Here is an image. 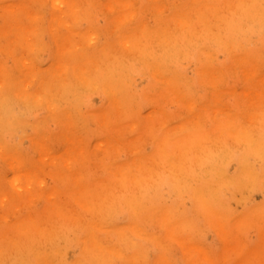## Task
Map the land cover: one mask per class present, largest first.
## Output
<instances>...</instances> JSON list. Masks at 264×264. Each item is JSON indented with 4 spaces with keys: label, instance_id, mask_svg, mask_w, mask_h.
Wrapping results in <instances>:
<instances>
[{
    "label": "rangeland",
    "instance_id": "1",
    "mask_svg": "<svg viewBox=\"0 0 264 264\" xmlns=\"http://www.w3.org/2000/svg\"><path fill=\"white\" fill-rule=\"evenodd\" d=\"M29 1L34 2V0H19V1L18 0H10V1L3 0V1H0V6H1L0 26H2L0 27V34L1 33L4 34V36L2 34H1L2 37L0 36L2 40L0 41V51H2V53L0 52V68H2L4 64V68H2V70L7 68L8 70L7 69L6 70L9 73L8 74L6 70L2 71L0 69V78L2 77L0 81L3 78L5 79V80H2L5 82V85H3L4 82L2 81L1 82L3 84L0 83L1 84L0 85V105L4 104L0 106L1 109H3L2 107L4 106V110H0V112L2 113V114L0 113V121L2 120L0 123V136H1L0 143L1 145L6 144L5 148H6V151L9 149V151L7 152L9 156L12 153V155L10 156L13 159L12 162L14 161L16 162L17 160V163H18L20 162V160H23V157L25 156L24 157L25 160H23L24 164L21 161L22 164L18 163L19 164L18 165L16 163L17 165H15L14 164L15 162H14L13 166L14 165L15 166L11 167L10 165L12 164V162L11 164L9 162L12 159L11 158L9 159L8 155L6 156L5 153H4L5 155L0 154V158H1L0 185L2 184L1 185L2 191L6 190L5 191L6 193L4 192L5 193L4 195H2L1 193L2 191L0 190V196H1L0 201H2L0 202V221H1L0 223V229H1L0 230V251H2L4 255L3 256L2 253L0 252L1 253L0 259L2 257L3 258L5 257L6 251H7L6 253L8 256V257L6 256L8 260L6 258H4L3 260L2 258L0 262L2 261L1 263L3 264L5 263V261L8 262L6 264H26L28 261H29V264H47V263L49 264L50 262H51L50 264H52L53 261H54V264H93V263L110 264L111 262L112 264H186V263L187 264H192V263L193 264L195 263L196 264H213L215 262H217V264L218 263L220 264V262L225 259L224 262H226V264H237V263L244 264L245 261H246L245 264H258L260 263V261L261 262L264 261L263 260V257H264V249H263L264 248V244H263L264 243V232H263L264 231V155L255 151V149L258 151L264 150V102H263L264 101V83L262 82L263 84H261V81H263V76H264V53H263L264 52V48H263L264 47V6H263L264 0H232V1L231 0H202V1L201 0H197V1L196 0L195 1L167 0L168 2L166 0H163V1L162 0H157V1L156 0H138V1L132 0L134 1L136 8L134 7V4L132 5L133 7L131 6L132 2H130L129 0L128 1L127 0H108V1L107 0H77V1L68 0L69 2L66 0H61V2L60 1L53 2L55 0L53 1L45 0L48 3H46L44 0L42 1L35 0L37 4H35L34 2L33 3L34 5L31 4L32 7L31 6L28 7L29 6L28 3H30ZM110 1L111 2L113 1L112 3L114 5L108 4V3H111ZM180 1H182V3ZM67 2L70 4L72 3V4L71 5L67 4ZM74 2L79 3V5L81 6L80 7L81 10L80 8H78L79 5L78 6L75 5ZM18 3H20L21 5ZM24 3L25 5L27 4V8L20 9L21 6L23 7L25 6ZM73 3L75 7H77L78 11L80 10L79 13L78 11H76L77 9H75L74 6H73L74 8L70 9ZM163 3H165V5L167 6L163 5ZM229 3H230L231 8L228 6ZM59 4H61L62 6H60ZM66 4L68 5L67 7H66ZM127 4H129V7ZM57 5L59 6L60 9H58ZM35 6L37 7L35 8ZM54 6L55 8L56 7L57 8L52 9V7ZM105 6L106 7L109 6L111 11L114 10L116 6L117 7L113 11L114 13L110 12L108 13V16H107L106 11H104L106 9ZM110 6H114V7H110ZM159 6L163 8H159ZM224 6L227 8H225ZM43 7H44V10H43ZM119 7H123V8L125 7V8L123 10V9H119ZM28 8H31V9H28ZM109 8H107L108 9L107 12L110 10ZM132 9H135V10L138 9L137 13H135L136 11L135 12L131 11ZM166 9L169 10V11L168 10L166 11L169 15L165 14L166 12L164 13ZM19 10L21 13L18 12ZM68 10H69V13H68ZM159 10L163 12V15L159 13ZM192 10H194V12ZM9 11L10 13H8ZM59 11L63 13L60 14ZM128 11H130V13ZM154 11L157 12V15L154 14L155 13ZM22 13L23 15H21ZM102 13L104 14L102 15ZM29 14L31 15V17L34 15L36 19L34 18L35 19L34 20L33 17L28 18V16H30ZM35 14L37 16L40 14L39 16H42V18L39 16L38 17L35 16ZM68 14H71L70 16L72 17H70ZM130 14H133V15L135 14L132 23H130V20H129L131 19ZM16 15L19 18L21 17V19H19L20 21L17 20L18 17H16ZM122 15L124 18L122 17ZM54 16H57V17H54ZM75 16L79 18L76 20ZM125 16L126 18L129 17V19L127 20ZM15 17H16L17 22L14 21ZM30 18L33 21L32 20L30 21ZM60 18H62L63 20ZM72 18H74L75 20H72ZM181 18L183 20L182 22H184L186 25L188 21L189 23L191 21L190 23L191 26L189 24L185 26V24L182 23V25H184L185 28L181 29L184 27L182 25L180 26L181 22L179 19ZM237 18L239 20H237ZM22 19H24L26 22L28 21L31 23H28L27 25H25L26 22H23ZM116 19L124 21L122 23L121 21L117 20L120 25L118 26L122 28L121 30L117 26L118 22L116 21ZM58 20L64 25L61 24ZM69 20H71V22ZM145 20L148 22H146ZM74 21H76V23ZM125 21H127L129 24L125 23ZM66 22H67V25L69 23L71 25L69 24L68 26L65 27ZM87 22L89 24H87ZM120 22L122 25L123 24L124 25L122 26ZM19 23H21L20 25L23 26L24 33L22 32V26H19ZM53 23H55V28L51 29L52 28L51 24L53 25ZM142 23L144 24V26ZM149 24L151 28L148 26ZM12 25L16 27L17 31L16 29L10 30V28H15L14 26L12 27ZM58 25L60 27L62 26V29H59L60 27ZM72 25L73 26L75 25L74 27V29L76 28L75 30L73 29ZM113 25H116V26H113ZM70 26H72L73 30L70 29L71 28ZM142 26L144 28H142ZM57 27L59 29L58 32H56ZM113 27H116V28H113ZM170 27H172V29H170ZM42 28L43 30H40ZM18 29H20L21 33L20 32L18 33ZM111 29H113L112 33H110L112 31ZM145 29L147 31H145ZM8 30H10V32ZM107 30L109 32H105ZM115 30L116 32H114ZM163 30H166L167 33H165V31ZM37 31L40 33L41 36L38 35L39 33ZM27 32L29 33V35H26L25 37L24 35L27 34ZM91 32L93 33L91 34ZM9 33L11 34L9 35ZM161 33L163 34L159 37ZM191 33L194 35V37H196L190 40V41H193L191 44H197V47L194 46V48H192V51H191L192 54L183 55L181 53L173 61V63L169 64L167 62H164V57L167 56V54H169L168 46L167 48L165 46V41H166L165 39L170 38L168 37L170 34H171L170 36H174L180 39L181 35L183 34L188 35ZM211 33H216V34L211 35ZM35 34L39 37H36ZM94 34L95 35L98 34L95 36V38H98L100 40L97 39L96 43L98 41L99 42L98 44H95V46L93 47V42H95L93 40H96L93 37ZM136 34L137 35L139 34V35L137 36ZM142 34H144L145 37H142L143 36ZM167 34L169 35L167 36ZM70 35H72L71 36L72 40L75 39L74 41L72 40L69 41L68 38L70 37ZM18 36L19 38L21 36L19 40H18ZM23 36L25 40L28 39L27 42L23 40L24 39ZM27 36H30V37L32 36V38H36L37 40L39 39V41H36L34 39L32 40V38L30 37L27 38ZM214 36H219L221 38L222 46H218L216 42H213L211 40V37H214ZM91 38L92 39L94 38V39L91 40ZM123 39L125 41L127 40L129 41V42L128 41L126 42L125 44L126 46H124L125 48H123V45H124ZM158 39H160V43ZM196 39H199L198 42H194L196 41ZM50 40H52L53 42ZM113 40H115L116 43ZM14 41L16 43H14ZM18 41H20V43ZM81 41L82 42L84 41L85 43L86 41L87 43L89 42L90 46L92 45V48L89 47V45L86 43L87 45L86 44L85 45L88 46L90 49L88 48L87 50L84 49L85 48L84 43H82L84 48L80 46ZM154 41H155V44H154ZM32 42L33 43L35 42L34 45H36V42H39L41 45H39V43L37 44L39 45V47L42 46L41 48L43 50L42 49L40 50L39 48L37 49L38 47L37 45L33 48H30L32 46H30L29 44H33ZM43 42L45 44L44 46L45 49L43 48V44H42ZM73 42L75 43L73 44ZM12 43L13 45H11ZM9 44L13 46V48L14 46H17L16 47L17 49L16 48L15 49L18 51L13 52L12 54L14 55L12 56H10L11 53L9 54L8 51L10 50V48H11L10 51H13L15 49L12 50V47H10ZM62 44H63V47L65 46L64 48H62ZM27 45H28V48H30V50L29 49L26 50L25 47H27ZM68 45H71V46H68ZM77 45H79L80 47ZM97 45L99 47H97ZM18 46H19V49H18ZM120 46L122 47L119 49ZM70 47L72 49L74 48V50L76 47L79 51L76 50L77 52L74 51L73 53L68 52L71 54L70 55L67 53L66 50H63V49H67L69 51V49H71ZM2 48H4L5 51ZM79 48H82V49H79ZM126 48L127 49L129 48V50L131 49L130 50L131 53L129 52V50L127 51ZM32 49H33L32 51L33 53L31 52ZM122 49H125V50L122 51ZM61 50L63 52V56L66 54L65 59L62 58L61 56L62 55ZM115 50L118 53L115 52ZM24 51L25 52L28 51L30 54L32 53V56H34L35 59L28 53H26L28 55L23 54ZM34 51L40 53L39 54L40 57L37 55L38 53L35 54ZM64 51H66V53H64ZM85 51L87 52L85 53ZM120 51H122L121 52L123 53L122 55L120 54ZM5 52L8 53V55L7 54L5 55ZM125 52H126L125 55L127 56L124 55ZM21 53L24 56H22ZM59 53L61 55H59ZM81 54H84L83 57L85 55L86 56L82 59ZM129 54H131V56ZM25 55L26 57L27 56L29 57V60H28V57L25 58ZM48 55H50L51 57ZM60 56H61V59L59 58ZM68 57L69 59L73 57V60L72 59L68 60L67 59ZM180 57L181 59H179ZM53 58H55V60ZM119 58L124 59L128 64L124 60L122 62H124L125 65L121 64L122 62L118 60ZM25 59L28 61V63L25 61ZM33 59L37 60L39 64L34 62ZM66 59L68 62L73 61V62H70V65L67 63L70 67L66 66L67 65L65 63ZM30 60L33 61V63H31ZM62 61L64 62L65 65L61 63ZM16 62H18L19 64H17ZM56 62L60 63L61 66H59L60 64L58 65ZM97 63L99 65L98 67H95L97 66ZM25 64H27L30 67L32 65L31 68H34L32 70L37 69L38 71H34L36 72L34 73L33 71L29 69V67H26ZM85 64H86V67H88L87 65L89 64H90L89 66L91 67L88 69L85 67ZM126 64H127V67H126ZM35 65L36 66L38 65V67H36ZM39 65L41 67H39ZM122 65L125 66L126 68H123ZM56 66H59L60 71H62V66H64V68L67 67L68 69L67 75L69 74L68 78H65L67 76L63 77V75H66L65 73L67 69L63 70L65 71V73L63 74L62 73L63 71L58 72L57 69L59 68H57ZM120 66L122 68L121 70H120ZM23 67H26V69ZM76 67L77 69L75 70L74 68ZM21 68H23L22 69L23 71L20 72ZM48 68H50L51 73ZM83 68L88 69V72L91 68H93L94 72L92 70V73H91V70H90L89 74H87L88 72L85 70V72H87L85 73ZM18 69H19V72H17ZM124 69H126L127 73L126 71L124 72ZM173 69L177 71L178 74L177 72L174 73ZM78 71L79 73H74ZM155 71H156V75L154 74ZM4 72L7 75H9L7 76L8 77L7 79L5 78L6 75H4ZM27 72H30V74ZM236 72L238 75L236 74ZM245 72L246 73L250 72V73L246 74ZM57 73H61V76L59 77V74ZM82 73L84 74V76L87 74L85 77L90 76L89 78H91L92 80L88 78L87 80L83 76L81 77ZM27 74L29 77L27 76ZM35 74L38 77V78L36 77L38 81H36V78H34ZM56 74H57V77H56ZM126 74L127 76L125 77L124 75ZM206 74L210 75L209 79L206 78L205 76ZM248 75L249 76L252 75L253 77L251 76L247 78L246 76ZM27 77L28 78L31 77L30 79L34 78L33 80H35L36 82L28 79ZM54 77L56 78L53 79ZM58 77L60 79H58ZM79 77L82 80H79L80 79ZM43 79H45V82L43 81ZM64 79L67 80V82L69 83H66ZM23 80L25 83L27 81H29L28 83L33 81L35 85L34 83L31 84L32 82L30 84L26 83V86L28 88L30 86L33 87L29 89L26 87L27 88L26 89L25 83L23 82ZM61 80L63 81L64 85H62V83L59 84L60 82H62ZM85 80H87L89 83L86 82ZM170 80H174V82L176 83L175 87L177 88V92L181 93L182 95H186L185 97L188 100L187 106L185 107L181 106L178 101L179 97L171 96L167 92L169 91V89H165L167 88V86L165 85V82L169 83ZM208 80L211 81L212 86L214 88H211L208 85L207 83ZM82 81L83 83H87V85L83 84ZM45 83L47 85L46 87L43 86V84L45 85ZM79 83H81V85ZM66 84H68V87L65 88V86H67ZM7 85H10L9 86L10 88ZM83 85L84 86L86 85V86L84 87ZM14 86L17 88H15ZM19 86H22L23 88H25V90L23 91V88H20ZM48 86H49V89L47 88ZM220 87L221 88L223 87V88L220 89ZM42 88H44L45 91ZM61 89L63 90L61 91ZM93 90H96V91L94 92ZM38 91H40L41 93H45L46 95L44 94L42 96V94L39 93ZM75 91L76 92L79 91L80 93L84 92V93L80 94L79 92H77L76 94ZM234 91L236 92L233 93ZM248 91H250L249 92L250 94L248 93ZM253 91L257 93H262V94H259L258 96V94L255 95L256 93ZM19 92H20V95L22 93L27 94V95H23V96H27V98L25 97V99L27 100L25 102H28L30 99L29 105L26 103L28 106H30L28 109V112L25 111L28 108L27 106H25L26 104L23 107V104L25 102L23 101L22 103V100L24 97L21 95L23 97L22 98L20 97L19 94H17ZM60 92H61V95H60ZM112 92L114 94L116 92L117 95H114V97L116 96V98H113ZM246 92L247 94H245ZM50 93H51V96H50ZM56 93H57V96L60 98V102L56 100V97H57V96L55 97ZM107 93L110 95L109 97ZM35 94H38L39 96ZM1 95L4 97L8 95L10 97L8 98L7 96L4 99V97H2ZM29 95L30 96L34 95L37 98L34 97L32 100L31 99L32 97H30ZM41 96L43 97V99H45V101L42 100ZM52 96L55 97L56 101L54 100V98L52 99L57 104L59 103L58 104L59 107H57L59 109L56 111H54L55 109L54 110L52 109V108H55V106L57 105L51 99ZM248 96L250 98H248ZM253 96L256 97L255 101H254ZM17 97H18V100L20 98L22 100H19V101L16 100ZM75 97H76V100H75ZM78 97H81V98H78ZM62 98H65V99H62ZM6 99H8V101L10 99L9 104L11 105H8V103H6L7 102ZM34 99L36 100L35 104L38 103L40 109L37 108L38 105L37 106L34 105V108L31 109V107H33L32 106L33 103L31 102L32 101L34 102ZM78 99H81L82 102L81 100H78ZM252 99L254 102L252 101ZM257 99L259 100L257 101ZM11 100H13L14 103ZM37 100L39 102H37ZM40 101H42L41 104L45 102L44 105H42V107H40ZM250 101L251 103H253V107ZM3 102H5L6 104ZM73 102H76V103L73 104ZM53 103L56 105L53 106ZM254 103L256 104L254 105ZM189 104L190 105L192 104V106H190ZM51 105L52 107H50ZM117 105L118 107H116ZM70 106H72V108H75V109H72ZM120 106L121 108L119 109ZM7 107L9 108V110L7 109V112H5L6 111L5 108ZM80 107H82V110L80 109ZM49 108H51V110ZM205 108L207 111L203 110ZM30 109L32 110L31 111L32 113L29 111ZM34 109L35 111H33ZM77 109H79V111H82V114ZM224 109L228 111H225ZM18 110L20 114L17 113ZM158 110H160L161 112ZM119 111H121L120 114H119ZM153 111H156V112H153ZM189 112L191 113V115ZM21 113L22 114L24 113L23 114L24 116L22 115L23 117H20ZM67 113H69L71 116ZM79 114H81V117ZM213 114H216L214 115L215 117L213 116ZM14 115H17L18 118L20 117L21 119L18 120L17 118V119H14L15 121L14 120L12 121L14 117H17ZM82 115L84 118L82 117ZM89 115H90V118H89ZM1 116L5 120L2 119ZM72 116L76 123H73L74 120L73 118L71 119ZM249 117H251L252 119ZM104 119H105V122L103 121ZM245 119H247L248 121ZM70 120L72 121L70 122ZM82 120H84L83 121L84 123L82 122ZM11 121L15 123L13 124ZM42 121L44 123L46 122L47 123L43 124ZM85 121L87 123H85ZM250 121L251 122L253 121L254 123H251ZM103 122L106 123V125ZM107 122L109 124H107ZM164 122H165L164 128L162 126H161L162 128L160 126L157 127V125H159L160 123L161 125H163ZM101 123H102V127L104 126L103 128L101 127ZM16 124H17V127H15ZM74 124L77 126L72 127ZM86 124H87V127H84ZM166 124H167V127H166ZM240 124L241 125L243 124L241 127L242 129L240 128ZM248 124H251V125L249 126ZM24 125H25V128L21 127ZM35 125L36 126L38 125V127L34 128ZM63 126H64V130H63ZM19 127H21L22 130ZM39 127H40L39 129L40 133L37 130ZM132 127L134 129H132ZM147 127L151 128V131L153 132H150L149 128L146 130ZM1 128H6V129H1ZM73 128H76L74 129L75 131H77L78 129L81 130L84 128L87 130H84V131L81 130L80 131L81 133L78 132L77 134L76 132L74 134ZM2 131H4L3 134L1 133ZM23 131L26 137L23 135L24 138L23 137L18 138V137H21ZM19 132L21 134H19ZM25 132H28V133L25 134ZM69 132L71 134V137L73 138L68 137L70 136L68 135ZM63 133L67 134L66 135L67 138ZM43 135L47 136L45 137L44 142L47 141V143L49 142L48 144L51 145L50 146L46 144L49 146L47 147L52 148L53 146L54 148L53 153L51 151L52 149L48 150L46 146L45 147L42 146L44 145L42 144L44 142H41L43 141L42 140ZM77 135L81 137L79 138L77 137ZM236 136L238 137V140ZM82 137H83V140H85L83 142L84 144L82 142L80 143L79 140L78 141L76 140V138L81 139ZM116 137L117 138L120 137V138L117 139ZM124 137H126V139ZM191 137H196V138H193L194 140L192 141ZM46 138L48 140H46ZM68 138H71V140L69 139V141L71 144L74 143L73 146L75 149L69 143ZM54 139L55 140L57 139L56 142ZM235 139L237 140L236 142H235ZM36 140L39 142L37 143ZM75 140L76 142H74ZM40 142L42 145L40 144ZM64 142L66 143L64 144ZM99 142H102V144L100 145ZM16 143H18V145L20 146H18ZM79 143H80V146H79ZM233 143L236 144V145L234 144L235 148L233 147ZM15 144L18 146V148ZM36 144L37 146L39 145V147H36ZM67 144L70 145L69 150L73 149L71 151L72 155H70L71 152L70 153L66 152V151H69L67 147L69 145ZM81 144H83L85 148L89 147V150H87L88 148H86L85 149L86 151H83L84 148L82 146L83 149L80 151L81 148L79 147H81ZM248 144H253L255 148L251 149L250 147H248ZM142 145L146 147H142ZM54 146H56V148ZM98 146H99V149L101 150L98 149ZM229 146H231V150ZM33 147L35 149H33ZM111 147H113V149ZM1 148L2 146L0 147V149ZM5 148L1 149L2 152L3 150H5ZM14 148H17L16 150L18 152L17 153L18 158H13L17 156L16 150ZM19 148H22V150H20ZM36 148H39L41 151L40 150H39L40 152L37 151ZM43 148L47 150L44 151ZM57 148H59L61 151L58 152L59 150ZM135 148L136 150L137 148L142 149L139 152L140 154L138 153L139 150L136 151L137 155L134 154ZM55 149L57 151H55ZM96 149L100 152L102 151L101 152L102 154L100 152L98 153V151H97L98 154H95ZM34 150L36 153L33 152ZM133 150H134V153H133ZM47 151H49V154L50 152L52 153L51 155L52 157L49 156V157H46L47 159H45V156H46L45 153L47 154ZM110 151L111 153H109ZM2 152L0 151V153ZM57 152L62 153V154L57 155L58 154ZM145 152L146 154H144ZM261 152L264 153V151H261ZM41 153L43 154V156H40ZM107 153L110 154V156H108ZM53 154L54 155L56 154V156H54ZM64 155H67V156L69 155L68 156L69 158L67 157L68 158L67 159L66 157H64ZM114 155L117 156L118 158L115 157ZM140 155H141V158H140ZM20 156L22 157V159L20 158ZM57 156H60V157L57 158ZM224 156H226L227 159L224 158ZM55 158L59 160L57 166L55 167L58 168L59 171L63 169L61 171L62 173H60L58 169L54 167V165L56 164L52 165V167L54 168L53 169L51 167L52 163L51 164L49 163V162L56 163L55 161L57 159ZM65 158L67 159V161L71 160L72 163L70 161L67 162ZM46 160H49V162H46ZM72 160H74L76 163H73ZM85 160H86V163H84ZM3 162L5 165H3ZM65 162H67L68 167H70L69 164L70 165L72 164L70 168H73L74 171L72 169L70 172L69 170L70 168L68 169L66 165H64L66 164ZM80 163H81V166H80ZM44 164H48V166L50 167L46 165L48 169H45L47 167H45ZM21 165L22 166L24 165V167L26 168L24 169L23 167L22 168L23 170L20 169ZM43 165H44L43 167L44 169L41 168ZM39 167L42 171L39 169ZM7 168L8 169L10 168V170H8ZM132 168H133V171L129 170ZM173 169L180 172V174L176 175V172ZM33 170L35 171V173L33 172ZM66 170H68L67 171L68 173H65ZM125 170H127L126 172L128 173H125L124 172ZM244 170H248L250 172L249 174L253 176V180L246 177ZM24 171H27V173L29 172L30 173L27 176L28 178L26 177L21 178V183H19L21 188L17 189L16 188L17 186H15L16 183L14 182V180H13L14 182L13 183L11 182L12 180H9V179H12V178L14 179L15 177H12V176L13 175L17 176L19 172H20L19 175L22 173H26ZM37 171H38V174H37ZM13 173H16V174H13ZM83 173L84 174L86 173L85 177L82 175ZM173 173H175V175ZM1 174H4L5 177L1 176ZM30 176H32L31 177L32 179L30 178ZM76 176L78 179L82 178V176L83 178L77 181ZM36 177L37 179H35ZM60 177H63L64 179L63 178L60 179ZM40 179H42V181ZM55 179L58 180V182H56ZM255 179H257V181L255 182L256 184L254 183ZM27 180L28 182L30 180V183L26 182ZM9 182L12 183L15 187H13V185H10ZM31 182L33 184H31ZM40 182H42V187L45 186L44 187L45 191L43 190V193L41 192L39 188L41 187ZM45 182L47 183V185H45L46 184ZM19 184H16V185L19 186ZM105 184L107 187L105 186ZM5 185H8V186L5 187ZM26 185L28 186L31 185V188L26 187ZM51 186L55 187V189H52ZM7 189L9 190L7 191ZM21 189H22V193H20L21 195H17L19 192H21ZM58 190L59 192H57ZM201 190L203 192H201ZM98 192L101 195H97ZM244 193H246L248 196H246V194ZM52 194L56 198H54ZM200 194L203 195V198H205V200L201 201V199L199 198ZM5 195L7 198H9L8 200L3 199ZM13 195L16 196L17 198L16 197L13 198ZM19 196L22 198H20ZM26 196L29 197V199H27ZM103 196L105 199L107 198L108 200V201L106 200L105 203L103 201L105 199L102 198ZM36 199L40 201L35 202L34 200ZM54 199H56V201ZM4 200H6L5 203H3ZM53 200L55 201L54 203H53ZM204 201H206V203ZM84 204L86 205V207H88V211L91 210V212L86 211L87 208L83 209L85 207L83 206ZM88 204L90 206H88ZM206 204L208 205L207 208L204 207V205L206 206ZM232 204H234V206ZM29 205L30 207L32 205V207L30 208ZM57 206H58V209L60 206L59 211H57L56 209ZM116 206H117V209H116ZM140 206H142V209H140ZM235 206H237L238 208ZM17 207L20 208V211L19 209H15ZM99 207L103 209L100 210ZM111 208L114 211L110 215V213L112 212ZM14 209L18 211H15ZM146 210L148 212H146ZM101 211L104 215L106 214L105 218L103 214H101ZM213 212H214V215L210 214ZM11 213H14V214L10 215ZM237 213H238V216L236 215ZM73 214H75L76 217ZM14 215L16 218L13 217ZM101 215L103 218H100ZM234 215L235 217H233ZM6 216H7V219H3V218H6ZM10 216H12V218ZM78 216H79V219H78ZM93 217H95V219ZM54 218L57 220H55ZM246 218H247V221H246ZM2 220L4 223L2 222ZM4 220H7L8 223ZM33 220L36 223L33 224L32 223ZM72 221L74 222L75 225L73 224ZM93 222L94 224H92ZM108 222H110L109 223L110 225H108ZM137 222L139 225L137 224ZM97 223L98 224L101 223L100 224L102 225L101 228H100V225H97ZM41 224L45 227H43ZM106 224L108 226L104 227L106 226ZM18 225H19V228H18ZM20 226L23 227L24 231L22 230V227L20 228ZM26 227H28L30 230L29 236L22 235V234H29V230L28 232L26 231L27 233L25 232V230H27ZM51 228L53 229L52 231L54 232V236H55L54 238L52 237L53 233L49 231ZM260 228L261 230L263 229V231H261ZM125 230L127 231L125 232ZM15 231L17 233H15ZM258 231H260L259 232L260 237H258L259 236ZM48 232L51 233L50 234V236L52 237L51 239H53L55 242L49 239L50 236ZM56 233L57 234L59 233V234L57 235ZM95 233L97 236H95ZM124 233L125 234L127 233L126 236H124L125 235ZM18 234L21 235V237L24 236L23 239L25 240V242L23 239H20V236H18ZM15 237H17L19 241L15 240L14 242L18 241L17 243L19 244L15 245V243H13V240L16 239ZM126 237H131V238H129L130 240L127 238V242H126V239H124ZM28 238H31V239H28ZM96 239L100 243H98V241L95 243ZM123 240L125 243H122ZM133 240L134 242H132ZM111 241H115V242H111ZM170 242H173V243H170ZM134 243L136 244L135 247L133 245ZM255 243H257V246L260 248L258 247L256 248ZM12 244H14V246H17L15 247V249H18L17 252H15V249L14 247H12ZM99 244H102L103 247L102 245H99ZM139 245L141 246V248ZM117 246H120V248ZM229 246L232 248H230ZM20 247L24 249L25 253L23 250H20ZM228 247L229 249H231L230 250L231 252L229 251ZM241 247L242 248L244 247L243 250ZM254 247L257 250H255ZM40 248H43L42 249L43 251H41ZM117 248H118V251H115L117 250ZM195 248H197V251H195ZM233 248L234 249L237 248V249L234 250ZM119 249H121L120 253L124 252L123 259H121V256L119 254ZM143 249L145 251H143L142 253H144L145 256L147 255L146 259H149V261L145 259L147 263H145L146 261H144L145 257L141 255V250ZM251 249H253L254 252ZM261 249H262V252H261ZM38 251H40L39 252L40 256H38L39 254H37ZM236 251L238 253L237 258L235 255ZM245 251L247 253L246 256L244 255ZM251 251H252V254H250ZM103 252L104 254H102ZM64 253L67 255H65ZM254 253L255 254L257 253V254L254 255ZM258 253L260 254V256L262 254V257H258L259 255ZM11 254L13 255L11 256ZM115 254L118 256H116ZM239 254L240 255L243 254L244 256L243 255L240 256ZM21 255L23 259L26 258L28 261L26 262V259H25V261L23 260V263H22ZM137 255L139 256L137 257ZM119 256H120V260L118 259ZM166 256L168 258H166ZM233 257H235L236 259L235 258L233 259ZM210 259H213V260H210ZM218 259L220 261H218ZM255 259H258L259 262L256 261ZM9 260H11V263ZM48 260L50 262H48ZM230 260H233V261H230ZM241 260H243V262ZM97 261H99L100 263L99 262L97 263ZM189 261H191V263ZM224 262H221V264H223ZM262 264H264V262H262Z\"/></svg>",
    "mask_w": 264,
    "mask_h": 264
},
{
    "label": "bare ground",
    "instance_id": "2",
    "mask_svg": "<svg viewBox=\"0 0 264 264\" xmlns=\"http://www.w3.org/2000/svg\"><path fill=\"white\" fill-rule=\"evenodd\" d=\"M0 1H3V0H0ZM8 1H10V0H8ZM18 1H19V0H18ZM36 1H37V0H36ZM41 1H42V0H41ZM44 1H45V0H44ZM52 1H53V0H52ZM57 1H60V2H61V0H55V1H53V2H57ZM66 1H68V0H66ZM66 1H65V2H66ZM76 1H77V0H76ZM107 1H108V0H107ZM127 1H128V0H127ZM129 1L132 2V4H131V6H132V5L134 4V1H132V0H129ZM135 1H136V0H135ZM137 1H138V0H137ZM156 1H157V0H156ZM162 1H163V0H162ZM162 1H160V2H162ZM166 1H167V0H166ZM185 1H186V0H185ZM192 1H195V0H192ZM196 1H197V0H196ZM201 1H202V0H201ZM231 1H232V0H231ZM27 2H28V1H27ZM29 2H30V1H29ZM31 2H32V1H31ZM31 2L28 3V5H29L28 7H30L31 4L34 5L33 3L35 2V0H34V2H32V3H31ZM38 2H39V1H38ZM45 2H46V1H45ZM62 2H63V1H62ZM68 2H69V1H68ZM68 2H67V4H70V3H68ZM70 2H71V1H70ZM85 2H86V1H85ZM85 2H84V3H85ZM87 2H88V1H87ZM93 2H94V1H93ZM98 2H99V1H98ZM110 2H111V1H110ZM112 2H113V1H112ZM112 2H111V3H108V4H112V5H114ZM167 2H168V1H167ZM178 2H179V1H178ZM178 2H177V4H178ZM180 2L182 3V1H180ZM187 2H189V1H187ZM204 2H205V1H204ZM259 2H260V1H259ZM7 3H8V2H7ZM11 3H13V2H11ZM22 3H23V2H22ZM42 3H43V2H42ZM46 3H48V2H46ZM74 3H75V2H74ZM74 3H73V5H72V7H71L70 9L74 8L75 5H77V6L79 5V3H75V5H74ZM80 3H81V2H80ZM100 3H101V2H100ZM193 3H194V2H193ZM196 3H197V2H196ZM235 3H236V2H235ZM18 4H20V3H18ZM35 4H37V3L35 2ZM38 4H39V3H38ZM55 4H56V3H55ZM67 4H66V7L68 6ZM71 4H72V3H71ZM71 4H70V5H71ZM108 4H107V5H108ZM161 4H162V3H161ZM175 4H176V3H175ZM190 4H192V3H190ZM221 4H222V3H221ZM237 4H238V2H237ZM245 4H246V3H245ZM245 4H244V5H245ZM1 5H2V4H1ZM9 5H10V4H9ZM11 5H12V4H11ZM20 5H21V4H20ZM24 5H25V3H24ZM59 5L62 6L61 4H59ZM88 5H89V4H88ZM94 5H95V4H94ZM123 5H124V4H123ZM127 5H128V7H129V4H127ZM157 5H158V4H157ZM163 5H165V3H163ZM224 5H225V3H224ZM7 6H8V5H7ZM15 6H16V5H15ZM39 6H40V5H39ZM73 6H74V7H73ZM84 6H85V5H84ZM98 6H99V5H98ZM100 6H101V5H100ZM165 6H167V5H165ZM228 6L230 7V3H229ZM236 6H237V5H236ZM263 6H264V5H263ZM12 7H13V6H12ZM12 7H11V9H12ZM22 7H23V6H21L20 9H24V8L26 9V8H27V4H26L23 8H22ZM31 7H32V6H31ZM33 7H34V6H33ZM36 7H37V6H35V8H36ZM44 7H45V6H44ZM44 7H43V10H44ZM57 7H58V9H60L58 5H57ZM57 7H56V8H57ZM80 7H81V6L79 5L78 8H80ZM86 7H87V6H86ZM86 7H85V8H86ZM105 7H106V6H105ZM110 7H114V6H110ZM116 7H117V6H116ZM116 7H115V9H116ZM128 7H126V8H128ZM132 7H133V6H132ZM134 7L136 8V5H135V4H134ZM224 7H225V6H224ZM224 7H223V9H224ZM0 8H1V6H0ZM5 8H6V7H5ZM9 8H10V7H9ZM18 8H19V7H18ZM35 8H34V9H35ZM49 8H50V6H49ZM53 8H55V6L52 7V9H53ZM56 8H55V9H56ZM107 8H109V6L106 7V9L104 10V11H106V15H107V16H108V13H110V12L114 13L113 11H114L115 9L111 11V9L109 8L110 10L107 12V10H108ZM124 8H125V7H124ZM124 8H123V7H119V9H123V10H124ZM159 8H163V7H160V6H159ZM207 8H208V7H207ZM218 8H219V7H218ZM221 8H222V7H221ZM225 8H227V7H225ZM230 8H231V7H230ZM230 8H229V9H230ZM234 8H235V7H234ZM28 9H31V8H28ZM32 9H33V8H32ZM75 9H77V7H75ZM214 9H215V8H214ZM223 9H222V10H223ZM80 10H81V8H80ZM80 10H79V11H80ZM91 10H92V9H91ZM123 10H122V11H123ZM137 10H138V9H136V10H135V9H132L131 11H134V12L136 11L135 13H137ZM162 10H163V9H162ZM167 10H168V9H166V10L164 11V13H165ZM170 10H171V8H170ZM26 11H27V10H26ZM50 11H51V10H50ZM54 11H55V10H54ZM61 11H62V10H61ZM76 11H78V9H77ZM76 11H75V12H76ZM79 11H78V13H79ZM92 11H93V10H92ZM119 11H121V10H119ZM168 11H169V10H168ZM192 11L194 12V10H192ZM200 11H201V10H200ZM218 11H219V10H218ZM6 12H7V11H6ZM18 12H20V10H19ZM59 12H60V11H59ZM59 12H58V14H59ZM128 12L130 13V11H128ZM154 12H155V11H154ZM171 12H172V11H171ZM236 12H237V11H236ZM8 13H10V11H9ZM20 13H21V12H20ZM29 13H30V12H29ZM31 13H32V12H31ZM39 13H40V12H39ZM62 13H63V12H62ZM62 13L60 12V14H62ZM65 13H66V12H65ZM68 13H69V10H68ZM76 13H77V12H76ZM76 13H75V14H76ZM104 13H105V12H104ZM104 13H102V15H103ZM152 13H153V12H152ZM159 13H161V14L163 15V12L160 11V10H159ZM219 13H220V12H219ZM237 13H238V12H237ZM254 13H255V12H254ZM1 14H2V13H1ZM37 14H38V13H37ZM40 14H41V13H40ZM40 14H39V15H40ZM82 14H83V13H82ZM99 14H100V13H99ZM154 14L157 15V12H155ZM165 14H168V13L166 12ZM214 14H215V13H214ZM3 15H4V13H3ZM3 15H2V16H3ZM18 15H19V14H18ZM21 15H23V13H22ZM21 15H20V16H21ZM29 15H30V14H29ZM39 15H38V16H39ZM41 15H42V14H41ZM48 15H49V14H48ZM52 15H53V14H52ZM68 15L70 16L71 14H68ZM95 15H96V14H95ZM109 15H110V14H109ZM130 15H131L130 18H131L132 20L129 19V17L126 18V16H125V18H126L127 20L129 19V20H130V23H132L135 14H134V15H133V14H130ZM132 15H133V16H132ZM168 15H169V14H168ZM201 15H202V14H201ZM7 16H8V15H7ZM35 16H37V15L35 14ZM38 16H37V17H38ZM42 16H43V15H42ZM42 16H39V17L42 18ZM64 16H65V15H64ZM66 16H67V15H66ZM91 16H92V15H91ZM91 16H90V17H91ZM99 16H100V15H99ZM136 16H137V14H136ZM138 16H139V15H138ZM0 17H1V15H0ZM3 17H4V16H3ZM16 17H18V16L16 15ZM16 17H15V20H14V21H16ZM29 17H31V15L28 16V18H29ZM32 17H33V19L35 18L34 15H33ZM32 17H31V18H32ZM43 17H44V16H43ZM54 17H57V16H54ZM60 17H61V15H60ZM70 17H72V16H70ZM73 17H74V16H73ZM80 17H81V15H80ZM83 17H84V16H83ZM87 17H88V16H87ZM94 17H95V16H94ZM122 17H123V15H122ZM122 17H121V18H122ZM183 17H184V16H183ZM221 17H222V16H221ZM24 18H25V17H24ZM31 18H30V21L32 20ZM78 18H79V17H76V16H75V19H76V20H77ZM108 18H109V17H108ZM121 18H119V19H121ZM123 18H124V17H123ZM10 19H11V18H10ZM19 19H21V17H20V18H19V17L17 18L18 21H20ZM35 19H36V18H35ZM35 19H34V20H35ZM60 19H62V18H60ZM60 19H59V20H60ZM65 19H66V18H65ZM75 19L72 18V20H75ZM82 19H83V18H82ZM106 19H107V18H106ZM119 19H116V21L118 20V21H121L122 23L124 22L123 20H119ZM137 19H138V17H137ZM188 19H189V18H188ZM196 19H197V18H196ZM8 20H9V19H8ZM22 20H23V22H26L24 19H22ZM59 20H58V21H59ZM62 20H63V19H62ZM79 20H81V19H79ZM79 20H78V22H79ZM104 20H105V19H104ZM107 20H108V19H107ZM124 20H125V19H124ZM147 20H148V19H147ZM179 20H180V22H181L180 26L182 25V23L185 24L184 22H182V21H183L182 18L179 19ZM184 20H185V19H184ZM197 20H198V19H197ZM237 20H239V19L237 18ZM5 21H7V20H5ZM32 21H33V20H32ZM51 21H52V20H51ZM60 21H61V20H60ZM60 21H59V22H60ZM69 21L71 22V20H69ZM105 21H106V20H105ZM118 21H117V22H118ZM145 21H146V20H145ZM16 22H17V21H16ZM62 22H64V21H62ZM74 22L76 23V21H74ZM109 22H110V21H109ZM121 22H120V24H121ZM146 22H148V21H146ZM150 22H151V21H150ZM175 22H176V21H175ZM177 22H178V21H177ZM180 22H179V23H180ZM208 22H209V21H208ZM7 23H8V22H7ZM10 23H11V22H10ZM10 23H9V24H10ZM14 23H15V22H14ZM28 23H31V22H28V21H27L25 25H27ZM55 23H56V22H55ZM55 23H53L54 27H53V25L51 24V26H52L51 29H54V28H55ZM60 23H61V22H60ZM68 23H69V22H68ZM125 23L129 24L127 21H125ZM179 23H178V24H179ZM190 23H191V21H190ZM190 23H189V21H188L187 25H188V24L190 25ZM0 24H1V23H0ZM20 24H21V23H19V26H22V25H20ZM23 24H24V23H23ZM47 24H48V23H47ZM49 24H50V23H49ZM58 24H59V23H58ZM61 24H63V23H61ZM61 24H60V25H61ZM69 24H70V23H69ZM69 24H68V25H69ZM84 24H85V23H84ZM87 24H89V23L87 22ZM112 24H113V23H112ZM114 24H115V22H114ZM116 24H117V23H116ZM142 24H143V23H142ZM150 24H151V23H150ZM150 24L148 25L149 27H150ZM208 24H209V23H208ZM242 24H243V23H242ZM63 25H64V24H63ZM68 25H67V22H66L65 27L68 26ZM70 25H71V24H70ZM76 25H77V24H76ZM96 25H97V24H96ZM110 25H111V24H110ZM118 25H119V22H118L117 26H118ZM121 25H122V24H121ZM123 25H124V24H123ZM123 25H122V26H123ZM152 25H153V24H152ZM187 25L185 24V26H187ZM233 25H234V24H233ZM5 26H6V25H5ZM13 26H14V25H12V27H13ZM19 26H18V27H19ZM42 26H43V25H42ZM58 26H59V25H58ZM72 26H73V25H72ZM72 26H70V27H71V28H70L71 30L74 29L75 25L73 26V29H72ZM80 26H82V25H80ZM84 26H85V25H84ZM113 26H116V25H113ZM119 26H120V25H119ZM119 26H118V27H119ZM143 26H144V24H143ZM143 26H142V28H144ZM148 26H147V27H148ZM170 26H171V25H170ZM172 26H173V25H172ZM182 26H184V25H182ZM185 26H184L183 28H181V29H184ZM190 26H191V25H190ZM0 27H2V26H0ZM6 27H7V26H6ZM10 27H11V26H10ZM14 27H15V26H14ZM26 27H27V26H26ZM26 27H25V28H26ZM28 27H29V26H28ZM47 27H48V26H47ZM59 27H60V26H59ZM90 27H91V26H90ZM90 27H89V28H90ZM92 27H93V26H92ZM118 27H117V28H118ZM147 27H145V28H147ZM162 27H163V26H162ZM19 28H20V27H19ZM33 28H34V27H33ZM67 28H68V27H67ZM95 28H96V26H95ZM113 28H116V27H113ZM119 28H120V30L122 29L121 27H119ZM150 28H151V27H150ZM150 28H148V29H150ZM176 28H177V27H176ZM244 28H245V27H244ZM246 28H247V26H246ZM4 29H5V28H4ZM7 29H8V28H7ZM13 29L15 30L16 27H15V28H10V30H13ZM59 29H62V26H61ZM59 29H58V27H57V31H56V29H55V31L58 32ZM70 29H69V30H70ZM75 29H76V28H75ZM75 29H74V30H75ZM168 29H169V28H168ZM170 29H172V27H170ZM2 30H3V29H2ZM10 30H8V31L10 32ZM23 30H24V28H23V26H22V32H23ZM27 30H28V29H27ZM27 30H26V31H27ZM40 30H43V28L40 29ZM65 30H66V29H65ZM93 30H94V29H93ZM97 30H99V29H97ZM109 30H110V29H109ZM111 30H112V31H111L110 33L113 32V29H111ZM142 30H143V29H142ZM179 30H180V29H179ZM211 30H212V29H211ZM213 30H214V29H213ZM3 31H4V30H3ZM16 31H17V29H16ZM51 31H52V30H51ZM55 31H54V32H55ZM95 31H96V30H95ZM117 31H118V29H117ZM122 31H123V30H122ZM145 31H147V30L145 29ZM163 31H165V33H167L166 30H163ZM169 31H170V30H169ZM173 31H174V30H173ZM173 31H172V32H173ZM4 32H5V31H4ZM4 32H3V33H4ZM14 32H15V31H14ZM19 32L21 33L20 29H18V33H19ZM28 32H29V31H28ZM28 32H27V34H25V35L23 34V35L26 37V35H29ZM37 32H38V31H37ZM99 32H100V31H99ZM105 32H109V31L107 30V31H105ZM114 32H116V30H115ZM119 32H120V31H119ZM130 32H131V31H130ZM15 33H16V32H15ZM23 33H24V32H23ZM25 33H26V32H25ZM38 33H39V32H38ZM50 33H51V32H50ZM63 33H64V32H63ZM92 33H93V32H91V34H92ZM133 33H134V32H133ZM140 33H141V32H140ZM145 33H146V32H145ZM165 33H164V35H165ZM1 34H2V33H1ZM1 34H0V36H1ZM7 34H8V32H7ZM10 34H11V33H9V35H10ZM41 34H42V33H41ZM54 34H56V33H54ZM57 34H58V33H57ZM98 34H99V33H98ZM98 34H96V35H98ZM162 34H163V33H161V34L159 35V37H160ZM196 34H197V33H196ZM214 34H216V33H211V35H214ZM2 35L4 36V34H2ZM18 35H19V34H18ZM35 35H36V34H35ZM38 35H40V33H39ZM48 35H49V33H48ZM58 35H59V34H58ZM78 35H79V34H78ZM96 35L94 34L93 37L95 38ZM108 35H109V34H108ZM111 35H113V34H111ZM128 35H129V34H128ZM136 35H137V34H136ZM138 35H139V34H138ZM138 35H137V36H138ZM142 35H143L142 37H145L144 34H142ZM168 35H169V34H167V36H168ZM170 35H171V34H170ZM170 35L168 36V37H170V38L165 39V40H166V41H165V46H166V48H167V46H168V53H169V54H167V56L164 57V62H167V63H169V64L173 63V61H174V60L178 57V55L181 54V53H182L183 55H189V54L191 55V54H192V53H191L192 48H194V46L197 47V44H191L193 41H190V40L193 39V38H196V37H194V35H193L192 33H191V34H188V35L183 34V35L180 36V39L177 38V37H174V36H170ZM24 36H23V38H24ZM40 36H41V35H40ZM71 36H72V35H70L69 38L67 37V38L69 39V41L72 40V37H71ZM99 36H100V35H99ZM1 37H2V36H1ZM1 37H0V41H2V40H1ZM28 37H30V36H27V38H28ZM33 37H34V36H33ZM36 37H39V36L36 35ZM80 37H81V36H80ZM91 37H92V36H91ZM101 37H102V36H101ZM113 37H114V36H113ZM131 37H132V36H131ZM240 37H241V36H240ZM6 38H7V37H6ZM20 38H21V36H20ZM20 38H19V36H18V40H19ZM30 38H32V36H31ZM50 38H51V37H50ZM56 38H58V37H56ZM56 38H55V40H56ZM59 38H60V37H59ZM75 38H77V37H75ZM83 38H84V37H83ZM94 38H93V39H94ZM114 38H115V37H114ZM132 38H133V37H132ZM132 38H131V40H132ZM164 38H165V36H164ZM33 39L36 40V41H39V39L37 40L36 38H32V40H33ZM93 39L91 38V40H93ZM95 39H96V40H93V41H95V42H93V47L95 46V44H98V42H99V41H98V42L96 43V41H97L98 38H95ZM124 39H125V38H124ZM124 39H123V40H124ZM127 39H128V38H127ZM143 39H144V38H143ZM252 39H253V38H252ZM23 40H25V38H24ZM27 40H28V39H27ZM27 40H25V41L27 42ZM32 40H31V41H32ZM74 40H75V39H74ZM74 40H72V41H74ZM98 40H100V39H98ZM150 40H151V39H150ZM158 40H159V43H160V39H158ZM158 40H157V42H158ZM198 40H199V39H196V41H194V42H198ZM211 40H212L213 42H216V43L218 44V46H222V40H221V38H220L219 36L211 37ZM12 41H13V40H12ZM21 41H22V40H21ZM50 41H52V40H50ZM58 41H59V40H58ZM58 41H57V42H58ZM69 41H68V42H69ZM113 41L115 42V40H113ZM127 41H128V40H127ZM127 41H125V40L123 41V42H124V43H123V44H124V45H123V48H125L124 46H126L125 44H126ZM223 41H224V40H223ZM18 42L20 43V41H18ZM52 42H53V41H52ZM68 42H67V43H68ZM111 42H112V41H111ZM128 42H129V41H128ZM236 42H237V41H236ZM253 42H254V41H253ZM253 42H252V43H253ZM2 43H3V42H2ZM14 43H16V42L14 41ZM32 43H33V42H32ZM34 43H35V42H34ZM34 43H33V44H29V43H28L30 46H32V47H30V48H33V47H35V46L37 45V46H38L37 49H38V48H39L40 50L42 49V48H41L42 46L39 47V45H41L39 42H36V45H34ZM37 43H39V45H38ZM63 43H64V41H63ZM67 43H66V44H67ZM74 43H75V42H73V44H74ZM77 43H78V41H77ZM80 43H81V45H80V44H79V45H80L81 47H83V44H82V43H84V47H85V48H84V47H83V48L86 49V50H87V48L90 49L89 47L92 48V45L90 46L89 42L87 43V41H86V43L89 45V47L86 46L87 44H86L84 41H83V42L81 41ZM91 43H92V42H91ZM107 43H108V42H107ZM112 43H113V42H112ZM112 43H111V44H112ZM115 43H116V42H115ZM131 43H132V41H131ZM142 43H143V42H142ZM42 44H43V48H44V46H45L44 42H43ZM73 44H72V45H73ZM85 44H86V45H85ZM136 44H137V43H136ZM154 44H155V41H154ZM163 44H164V43H163ZM233 44H234V42H233ZM9 45H10V44H9ZM11 45H13V43H12ZM11 45H10V47H12V50L15 49V48L17 47V46H14V48H13V46H11ZM48 45H49V44H48ZM79 45H77V46H79ZM119 45H120V44H119ZM138 45H140V44H138ZM242 45H243V44H242ZM244 45H245V44H244ZM257 45H258V44H257ZM59 46H60V45H59ZM68 46H71V45H68ZM80 46H79V47H80ZM100 46H101V44H100ZM147 46H148V45H147ZM1 47H3V46H1ZM5 47H6V46H5ZM10 47H9V48H10ZM64 47H65V46H64ZM64 47H63V44H62V48H64ZM97 47H99V46L97 45ZM121 47H122V46H120L119 49H120ZM128 47H129V45H128ZM138 47H139V46H138ZM232 47H233V46H232ZM232 47H231V48H232ZM9 48H8V50H9ZM25 48H26V50H28V49L30 50V48H28V45H27V47H25ZM25 48H24V49H25ZM62 48H61V49H62ZM70 48H71V47H70ZM147 48H148V47H147ZM263 48H264V47H263ZM263 48H262V49H263ZM2 49L5 51L4 48H2ZM6 49H7V48H6ZM16 49H17V48H16ZM16 49L13 50V51H10V50H11V48H10V50H9L10 52L8 51L9 54L11 53L10 56L14 55V54H12L13 52L18 51V50H16ZM18 49H19V46H18ZM37 49H36V51H37ZM44 49H45V48H44ZM59 49H60V48H59ZM79 49H82V48H79ZM84 49H83V50H84ZM119 49H118V51H119ZM126 49H127V48H126ZM135 49H136V48H135ZM148 49H149V48H148ZM42 50H43V49H42ZM63 50H66L67 53H68V52H72V53H73L74 51H75V52L79 51L76 47H75V50H74V48H73V49H72V48L69 49V51H68L67 49H63ZM70 50H72V51H70ZM76 50H77V51H76ZM124 50H125V49H122V51H124ZM128 50H129V48L127 49V51H128ZM130 50H131V49H130ZM130 50H129V52H130ZM6 51H7V50H6ZM19 51H20V50H19ZM32 51H33V49L31 50V52H32ZM53 51H54V50H53ZM66 51H64V53H66ZM90 51H91V50H90ZM104 51H105V50H104ZM122 51H120V54H121V55L123 54V53H121ZM177 51H179V52H177ZM212 51H213V50H212ZM232 51H233V50H232ZM243 51H244V50H243ZM0 52L2 53V51H0ZM39 52H40V51H39ZM49 52H50V51H49ZM86 52H87V51H85V53H86ZM115 52H117V51L115 50ZM137 52H138V51H137ZM233 52H234V51H233ZM233 52H232V53H233ZM8 53L5 52V55H6V54L8 55ZM16 53H17V52H16ZM26 53H28L29 55L32 56V53H33V52L30 54L28 51H27V52L24 51L23 54H26ZM34 53L37 54L38 52H35V51H34ZM47 53H48V52H47ZM61 53H62V55H61L60 53H59V55H61L62 58L65 59V58H66V57H65L66 54L63 56V52H62V50H61ZM85 53H84V54H85ZM117 53H118V52H117ZM130 53H131V52H130ZM141 53H142V52H141ZM209 53H210V52H209ZM263 53H264V52H263ZM3 54H4V53H3ZM28 54H26V55H28ZM39 54H40V53H38L37 55L40 57ZM42 54H43V53H42ZM42 54H41V55H42ZM68 54H70V53H68ZM84 54H81V55H82V59L86 56V55H85V56L83 57ZM125 54H126V52L124 53V55H125ZM127 54H128V53H127ZM5 55H4V56H5ZM21 55H22V53H21ZM26 55H25V58L28 57V56L26 57ZM33 55H34V54H33ZM55 55H57V54H55ZM55 55H53V56H55ZM70 55H71V54H70ZM70 55H69V56H70ZM112 55H113V54H112ZM129 55L131 56V54H129ZM133 55H134V54H133ZM138 55H139V54H138ZM261 55H262V54H261ZM2 56H3V55H2ZM10 56H9V57H10ZM22 56H24V55H22ZM22 56H21V57H22ZM31 56H30V57H31ZM42 56H43V55H42ZM44 56H45V55H44ZM48 56H50V55H48ZM61 56L59 57L60 59H61ZM125 56H127V55H125ZM125 56H124V57H125ZM134 56H135V55H134ZM214 56H215V55H214ZM9 57H8V58H9ZM32 57L34 58V56H32ZM50 57H51V56H50ZM80 57H81V56H80ZM91 57H92V55H91ZM119 57H120V55H119ZM220 57H221V56H220ZM10 58H11V57H10ZM88 58H89V57H88ZM128 58H129V56H128ZM34 59H35V58H34ZM34 59H33V60H34ZM53 59L55 60V58H53ZM60 59H59V60H60ZM67 59H68V60H71V59L73 60V57H72L71 59H69V57H68ZM67 59H66V62H65V63H66V64L68 63V64L70 65V62H73V61L68 62ZM111 59H112V57H111ZM121 59H122V58H119L118 60L122 62L124 59H122V60H121ZM141 59H142V58H141ZM179 59H181V57H180ZM245 59H246V58H245ZM28 60H29V57H28ZM31 60H32V59H31ZM31 60H30V61H31ZM62 60H63V59H62ZM78 60H79V58H78ZM85 60H86V59H85ZM107 60H108V59H107ZM129 60H130V58H129ZM17 61H18V60H17ZM25 61L28 63V61H27L26 59H25ZM50 61H52V60H50ZM124 61H125V60H124ZM127 61H128V60H127ZM242 61H243V60H242ZM8 62H9V61H8ZM26 62H25V63H26ZM34 62H36V63L39 64V62H37V60H34ZM80 62H81V61H80ZM89 62H91V61H89ZM92 62H93V60H92ZM125 62H126V61H125ZM145 62H146V61H145ZM149 62H150V60H149ZM211 62H212V61H211ZM240 62H241V61H240ZM16 63L19 64L18 62H16ZM23 63H24V62H23ZM31 63H33V61H31ZM36 63H35V64H36ZM56 63H57V62H56ZM61 63H62L63 65H65L63 61H62ZM84 63H85V62H84ZM98 63H99V62H98ZM98 63H97V66H95V65H94V66H95V67H98V65L100 64V63H99V64H98ZM126 63H127V62H126ZM54 64H55V63H54ZM57 64L59 65L60 63H57ZM68 64H67L66 66H69ZM92 64H93V63H92ZM121 64L125 65L124 62H122ZM127 64H128V63H127ZM127 64H126V67H127ZM162 64H163V63H162ZM25 65H26V67H29V69H30L31 71H33V72H34V71H38L37 69H36V70H32V69H34V68H31V67H32L31 64H30L31 67L28 66L27 64H25ZM41 65H42V64H41ZM89 65H90V64H89ZM89 65H87L88 67H86V64H85V67L89 69V68L91 67V66H89ZM119 65H120V63H119ZM123 65H122V66H123ZM160 65H161V64H160ZM19 66H20V65H19ZM33 66H34V64H33ZM35 66H36V65H35ZM51 66H52V64H51ZM59 66H61V64H60ZM59 66H56V67L59 68ZM101 66H102V65H101ZM101 66H100V67H101ZM164 66H165V65H164ZM167 66H168V65H167ZM17 67H18V66H17ZM26 67H23V68L26 69ZM36 67H38V65H37ZM39 67H41V66L39 65ZM69 67H70V66H69ZM126 67L123 66V68H126ZM2 68H4V64H3V67H2ZM2 68H0V69L2 70ZM5 68H6V67H5ZM18 68H19V67H18ZM23 68H21L20 72L23 71V70H22ZM51 68H52V67H51ZM86 68H85V69L83 68V69H84V72H85V70L88 72V69H86ZM158 68H159V66H158ZM173 68H174V67H173ZM6 69H7V68H6ZM6 69H4V70H2V71H5ZM48 69L50 70V68H48ZM64 69L66 70L67 67L64 68V66H62V71H63ZM69 69H70V68H69ZM74 69L76 70L77 67L74 68ZM117 69H118V68H117ZM121 69H122V68H121V66H120V70H121ZM251 69H252V68H251ZM7 70H8V69H7ZM7 70H6V72H7ZM57 70H58V72H62V71H60V68L57 69ZM90 70H91V73H92V70H93V72H94V69H93V68H91ZM90 70H89V72H90ZM97 70H98V69H97ZM97 70H96V72H97ZM173 70H174V69H173ZM235 70H236V69H235ZM2 71H1V72H2ZM16 71H17V70H16ZM31 71H30V72H31ZM47 71H48V70H47ZM54 71H55V70H54ZM54 71H53V72H54ZM82 71H83V70H82ZM125 71H126V69H124V72H125ZM153 71H154V70H153ZM253 71H254V70H253ZM17 72H19V69H18ZM30 72H27V73L30 74ZM33 72H32V74H33ZM45 72H46V71H45ZM45 72H44V73H45ZM84 72H83V73H84ZM87 72H85V73H87ZM89 72H88L87 74H89ZM171 72H173V71H171ZM175 72H177V71L174 70V73H175ZM7 73H8V72H7ZM15 73H16V72H15ZM34 73H36V72H34ZM50 73H51V70H50ZM62 73L64 74L65 71H63ZM67 73H68V69H67V71H66V73H65L66 75H63V77L67 76V77H65V78H68V75H69V74L67 75ZM74 73H79V71H78V72H74ZM83 73H82V74H83ZM91 73H90V75H91ZM126 73H127V71H126ZM189 73H190V72H189ZM223 73H224V72H223ZM245 73H246V72H245ZM247 73L249 74L250 72H247ZM247 73H246V74H247ZM251 73H252V72H251ZM255 73H256V72H255ZM1 74H2V73H1ZM8 74H9V73H8ZM16 74H17V73H16ZM45 74H46V73H45ZM57 74H59V77L61 76V73H57ZM57 74H56V77H57ZM82 74H81V77H82V76L85 77V76L87 75V74H86V75L84 76V74H83V75H82ZM114 74H115V73H114ZM154 74L156 75V71H155ZM158 74H159V72H158ZM177 74H178V72H177ZM177 74H176V75H177ZM233 74H234V73H233ZM236 74H237V72H236ZM4 75H6V77H5L6 79L8 78L7 76H9V75H7L5 72H4ZM4 75H3V76H4ZM24 75H25V74H24ZM24 75H22V76H24ZM38 75H39V73H38ZM103 75H104V73H103ZM121 75H123V74H121ZM224 75H225V74H224ZM237 75H238V74H237ZM252 75H253V74H252ZM252 75H250V76L248 75V76H246V77L249 78V77H251ZM254 75H256V74H254ZM25 76H26V75H25ZM27 76H28V74H27ZM88 76H89V75H88ZM112 76H113V75H112ZM124 76L126 77L127 74L124 75ZM133 76H134V75H133ZM159 76H160V75H159ZM164 76H165V75H164ZM205 76H206L207 79H209V76H210V75H209V74H206ZM222 76H223V74H222ZM259 76H260V75H259ZM18 77H19V76H18ZM28 77H29V76H28ZM28 77H27V78H28ZM31 77H32V75H31ZM31 77H30V78H31ZM36 77H37V75L35 74V77H34V78H36ZM56 77H54L53 79H55ZM59 77H58V79H60ZM89 77H90V76H89ZM89 77H85V78H86V79H87V78H88V79H91V78H89ZM106 77H107V76H106ZM160 77H161V76H160ZM167 77H168V76H167ZM167 77H166V78H167ZM225 77H226V76H225ZM225 77H224V78H225ZM234 77H235V76H234ZM252 77H253V76H252ZM1 78H2V77H1ZM1 78H0V79H1ZM27 78H26V79H27ZM30 78H28V79H30ZM34 78H32V79H30V80H33ZM37 78H38V77H37ZM37 78H36V81H38ZM40 78H41V76H40ZM79 78H80V77H79ZM92 78H93V77H92ZM130 78H131V76H130ZM178 78H179V77H178ZM213 78H214V77H213ZM19 79H20V78H19ZM28 79H27V80H28ZM61 79H62V78H61ZM88 79H87V80H88ZM176 79H177V78H176ZM185 79H186V78H185ZM189 79H190V78H189ZM261 79H262V78H261ZM261 79H260V81H261ZM2 80H5V79L3 78ZM2 80H1V81H2ZM64 80H65V79H64ZM79 80H82V79L80 78ZM87 80H85V81L88 82ZM91 80H92V79H91ZM91 80H90V81H91ZM222 80H223V79H222ZM224 80H225V79H224ZM244 80H245V78H244ZM1 81H0V83L3 84L2 82H4V81H2V82H1ZM21 81H22V80H21ZM25 81H26V80H25ZM33 81L36 82L35 80H33ZM33 81H31L32 83H31V82H30V83L33 84V83H34ZM43 81L45 82V79H43ZM56 81H57V80H56ZM61 81H62V80H61ZM83 81H84V79H83ZM83 81H82V83H83ZM10 82H11V80H10ZM23 82H24V80H23ZM23 82H22V83H23ZM28 82H29V81H27L26 83H27V84H30V83H28ZM65 82H66V83H69V82H67V80H65ZM76 82H77V80H76ZM91 82H92V81H91ZM111 82H112V81H111ZM190 82H191V81H190ZM262 82L264 83V76H263V81H261V84H263ZM15 83H16V81H15ZM17 83H18V82H17ZM24 83H25V82H24ZM26 83H25V88L27 87V86H26ZM46 83H47V82H46ZM46 83H45V85L43 84L44 87L47 86ZM61 83H62V85H64L63 81L60 82L59 84H61ZM88 83H89V82H88ZM97 83H98V82H97ZM127 83H128V82H127ZM187 83H189V82H187ZM207 83H208V85H209L211 88H214V87L212 86V83H211L210 80H208ZM1 84H0V85H1ZM9 84H11V83H9ZM59 84H58V85H59ZM79 84L81 85V83H79ZM83 84H86V85H87V83H83ZM98 84H99V83H98ZM98 84H97V86H98ZM175 84H176V83L174 82V80H170L169 83H166V82H165V85L167 86V88H165V89H169V91H167V92H168L171 96L179 97V98H178V101H179L180 105L185 107V106L188 105V103H187L188 100H187L186 97H185L186 95H182L181 93L177 92V88L175 87ZM3 85H5V82H4ZM34 85H35V83H34ZM66 85H67V86H65V88L68 87V84H66ZM86 85H85V86H86ZM188 85H189V84H188ZM7 86L9 87L10 85H7ZM11 86H12V85H11ZM16 86H17V85H16ZM43 86H42V87H43ZM83 86H84V85H83ZM85 86H84V87H85ZM14 87H15V86H14ZM19 87H20V88H23L22 86H19ZM19 87H18V88H19ZM31 87H32V86H30L29 88H31ZM57 87H58V86H57ZM94 87H95V86H94ZM100 87H101V86H100ZM181 87H182V86H181ZM216 87H217V86H216ZM9 88H10V87H9ZM15 88H17V87H15ZM25 88H23V91L25 90ZM27 88H28V87H27ZM27 88H26V89H27ZM29 88H28V89H29ZM32 88H33V87H32ZM47 88L49 89V86H48ZM58 88H59V87H58ZM76 88H77V87H76ZM80 88H81V87H80ZM89 88H90V87H89ZM222 88H223V87H222ZM222 88L220 87V89H222ZM42 89H44V88H42ZM63 89H64V87H63ZM63 89H61V91H62ZM90 89H91V88H90ZM92 89H93V88H92ZM94 89H95V88H94ZM119 89H120V88H119ZM206 89H207V88H206ZM233 89H234V88H233ZM31 90H32V89H31ZM38 90H39V89H38ZM79 90H80V89H79ZM81 90H82V89H81ZM96 90H97V89H96ZM96 90H93V91L95 92ZM106 90H107V88H106ZM120 90H121V89H120ZM2 91H3V89H2ZM10 91H11V90H10ZM36 91H37V90H36ZM44 91H45V89H44ZM53 91H54V90H53ZM87 91H88V89H87ZM262 91H263V90H262ZM21 92H22V90H21ZM25 92H26V91H25ZM38 92L41 93L40 91H38ZM67 92H68V91H67ZM77 92H79V91H77ZM77 92L75 91L76 94H77ZM91 92H92V90H91ZM91 92H89V93H91ZM94 92H93V93H94ZM235 92H236V91H234L233 93H235ZM249 92H250V91H248V93H249ZM253 92H255V91H253ZM39 93H38V94H39ZM62 93H64V92H62ZM79 93H80V92H79ZM81 93H84V92H81ZM81 93H80V94H81ZM86 93H87V92H86ZM112 93H113V92H112ZM255 93H256L255 95L258 94V96H259V94H262V93H257V92H255ZM11 94H12V92H11ZM17 94L20 95V92L17 93ZM17 94H16V95H17ZM38 94H35V95L39 96ZM41 94H42V96H43L45 93H41ZM41 94H40V95H41ZM54 94H55V92H54ZM65 94H66V93H65ZM105 94H106V93H105ZM107 94H108V93H107ZM245 94H247V92H246ZM249 94H250V93H249ZM8 95H9V94H8ZM8 95H7V96H8ZM21 95L23 96V95H27V94H26V93H25V94L22 93ZM21 95H20V97H22ZM45 95H46V94H45ZM52 95H53V94H52ZM60 95H61V92H60ZM62 95H63V94H62ZM70 95H71V93H70ZM114 95H117L116 92H115V94L113 93V98H116V96L114 97ZM1 96H2V95H1ZM7 96H5V97H7ZM29 96H30V95H29ZM42 96H41V97H42ZM48 96H49V95H48ZM50 96H51V93H50ZM53 96H54V95H53ZM53 96L51 97V99L54 98V100H55V97L57 96V93H56L55 97H53ZM109 96H110V95L108 94V97H109ZM258 96H257V97H258ZM2 97H4V96H2ZM5 97H4V99H5ZM9 97H10V96H8V98H9ZM23 97H24V98H23ZM23 97H22L23 100H22L21 98L19 99V100H22V103H23V101H24V102L27 101V100L25 99V97L27 98V96H23ZM30 97H32L31 99L33 100V98L36 97V96L33 95V96H30ZM30 97H29V98H30ZM76 97H77V96H76ZM76 97H75V100H76ZM218 97H219V96H218ZM244 97H245V96H244ZM253 97H254V96H253ZM29 98H28V99H29ZM36 98H37V97H36ZM36 98H35V99H36ZM57 98H59L58 96L56 97V100H58V101L60 102V98H59V99H57ZM78 98H81V97H78ZM95 98H97V97H95ZM248 98H250V97L248 96ZM255 98H256V97H254V101L256 100ZM24 99H25V100H24ZM35 99H34V102L31 100V101H32L31 103H33V104H32L33 107H31V109L34 108V105H35V106L38 105L37 108H39V104L37 103V102H39V101L37 100V102H36L37 104H35V101H36ZM39 99H40V98H39ZM49 99H50V98H49ZM62 99H65V98H62ZM62 99H61V100H62ZM217 99H218V98H217ZM2 100H3V99H2ZM6 100H7V102H6V101H5V102L8 103V105H11V104H9L10 99H9V101H8V99H6ZM16 100H18V97H17ZM19 100H18V101H19ZM40 100H41V99H40ZM42 100L45 101V99H43V97H42ZM52 100H53V99H52ZM54 100H53V101H54ZM56 100H55V101H56ZM72 100H74V99H72ZM78 100H81V99H78ZM78 100H77V101H78ZM258 100H259V99H257V101H258ZM11 101L13 102V100H11ZM29 101H30V99H29ZM29 101H28V102H25V103L23 104V107H24V105H25L26 103L29 105ZM48 101H50V100H48ZM55 101H54V103H56ZM114 101H115V99H114ZM252 101H253V99H252ZM254 101H253V102H254ZM257 101H256V102H257ZM5 102H3V103H5ZM12 102H11V103H12ZM41 102H42V101H40V107H42V105H44V103H45V102H44V103L41 104ZM50 102H52V101H50ZM81 102H82V100H81ZM116 102H118V101H116ZM215 102H216V101H215ZM263 102H264V101H263ZM6 103H5V104H6ZM13 103H14V102H13ZM18 103H19V102H18ZM20 103H21V102H20ZM54 103H53V106L57 104V103H56V104H54ZM69 103H70V102H69ZM74 103H76V102H73V104H74ZM168 103H169V102H168ZM219 103H220V102H219ZM250 103H251V101H250ZM27 104H26L25 106H27L28 108L26 107L27 110H25V111L28 112V109H29L30 106H28ZM49 104H51V103H49ZM58 104H59V103H58ZM58 104L55 106V108H52L53 110L55 109L54 111H56V110L59 109V108H57V107H59ZM62 104H63V103H62ZM66 104H67V103H66ZM113 104H114V102H113ZM251 104H252V107H253V103H251ZM255 104H256V103H254V105H255ZM1 105H4V104H1ZM1 105H0V106H1ZM8 105H7V106H8ZM14 105H15V104H14ZM14 105H13V106H14ZM19 105H21V104H19ZM30 105H31V104H30ZM63 105H64V104H63ZM63 105H62V106H63ZM79 105H80V103H79ZM173 105H174V104H173ZM189 105H190V104H189ZM5 106H6V105H5ZM15 106H16V105H15ZM60 106H61V105H60ZM81 106H82V105H81ZM190 106H192V104H191ZM193 106H194V105H193ZM256 106H257V105H256ZM9 107H10V106H9ZM17 107H18V105H17ZM50 107H52V105H51ZM70 107L72 108V106H70ZM116 107H118V105H117ZM133 107H134V105H133ZM196 107H197V106H196ZM254 107H255V106H254ZM2 108H3V109L0 108V110H4V106H3ZM12 108H13V107H12ZM56 108H57V109H56ZM64 108H65V107H64ZM83 108H84V107H83ZM112 108H113V107H112ZM120 108H121V106L119 107V109H120ZM122 108H123V107H122ZM249 108H250V106H249ZM7 109L9 110V108L7 107V108H5V110H6L5 112H7ZM14 109H15V108H14ZM31 109L29 110L30 112L32 111ZM39 109H40V108H39ZM49 109L51 110V108H49ZM72 109H75V108H72ZM80 109L82 110V107H80ZM151 109H152V108H151ZM155 109H156V108H155ZM191 109H193V108H191ZM10 110H11V109H10ZM53 110H52V111H53ZM77 110L79 111V109H77ZM83 110H84V109H83ZM100 110H101V109H100ZM203 110H204V111H207L206 108L203 109ZM224 110H225V109H224ZM253 110H254V109H253ZM11 111H12V110H11ZM33 111H35V109H34ZM150 111H151V110H150ZM158 111H160V110H158ZM225 111H228V110H225ZM2 112H3V111H2ZM9 112H10V111H9ZM22 112H23V111H22ZM50 112H51V111H50ZM79 112H81V114H82V111H79ZM97 112H98V111H97ZM120 112H121V111H119V114H120ZM153 112H156V111H153ZM160 112H161V111H160ZM0 113H1V112H0ZM10 113H11V112H10ZM17 113L20 114V113H19V110L17 111ZM17 113H16V114H17ZM31 113H32V112H31ZM55 113H56V112H55ZM69 113H70V111H69ZM69 113H67V114H69ZM71 113H72V112H71ZM102 113H103V112H102ZM148 113H149V112H148ZM189 113H190V112H189ZM215 113H216V112H215ZM227 113H228V112H227ZM230 113H231V112H230ZM234 113H235V112H234ZM236 113H237V112H236ZM254 113H255V112H254ZM1 114H2V113H1ZM18 114H17V115H18ZM23 114H24V113H23ZM23 114L21 113V116H20V117H23V116H24ZM67 114H66V115H67ZM81 114H79L80 117H81ZM84 114H85V113H84ZM121 114H122V113H121ZM17 115H14V116H17ZM22 115H23V116H22ZM53 115H54V114H53ZM69 115H70V114H69ZM144 115H145V114H144ZM184 115H185V114H184ZM190 115H191V113H190ZM214 115H216V114H213V116H214ZM3 116H4V115H3ZM47 116H48V115H47ZM58 116H60V115H58ZM70 116H71V115H70ZM74 116H75V115H74ZM126 116H127V115H126ZM150 116H151V115H150ZM255 116H256V115H255ZM5 117H6V116H5ZM20 117H19V118H18V116H17V117H14V118L12 119V121H13L14 119H17V118H18V120H19V119H21ZM82 117H83V115H82ZM91 117H92V116H91ZM214 117H215V116H214ZM258 117H259V116H258ZM1 118L4 119L2 116H1ZM72 118H73V116L71 117V119H72ZM83 118H84V117H83ZM89 118H90V115H89ZM143 118H144V117H143ZM179 118H180V117H179ZM249 118H251V117H249ZM249 118H247V119H249ZM75 119H76V118H75ZM81 119H82V118H81ZM81 119H79V120H81ZM87 119H88V118H87ZM91 119H92V118H91ZM118 119H119V118H118ZM152 119H153V118H152ZM247 119H245V120H247ZM251 119H252V118H251ZM254 119H255V118H254ZM4 120H5V119H4ZM38 120H39V119H38ZM48 120H50V119H48ZM60 120H61V119H60ZM73 120H74V118H73ZM174 120H175V119H174ZM1 121H2V120H1ZM1 121H0V123H1ZM12 121H11V122H12ZM14 121H15V120H14ZM71 121H72V120H70V122H71ZM83 121H84V120H82V122H83ZM103 121L105 122V119H104ZM144 121H145V120H144ZM247 121H248V120H247ZM247 121H246V122H247ZM253 121H254V120H253ZM253 121H252V122L250 121V122H251V123H254ZM255 121H256V120H255ZM39 122H40V121H39ZM42 122H43V121H42ZM48 122H49V121H48ZM104 122H103V123H104ZM129 122H130V121H129ZM129 122H128V123H129ZM133 122H134V121H133ZM154 122H156V121H154ZM165 122H166V121H165ZM165 122H164L163 125H161V123H160L159 125H157V127H158V126H160V127L162 126V127L164 128ZM171 122H172V121H171ZM242 122H243V121H242ZM12 123L14 124L15 122H12ZM12 123H11V124H12ZM46 123H47V122H46ZM46 123L43 122V124H46ZM73 123H76L75 120H74ZM83 123H84V122H83ZM83 123H82V124H83ZM85 123H87V122L85 121ZM136 123H137V122H136ZM25 124H26V123H25ZM38 124H39V123H38ZM41 124H42V123H41ZM71 124H72V123H71ZM97 124H98V122H97ZM104 124L106 125V123H104ZM107 124H109V123L107 122ZM121 124H122V123H121ZM134 124H135V123H134ZM28 125H30V124H28ZM74 125H75V124H74ZM74 125H73L72 127H76V126H77V125H75V126H74ZM83 125H84V124H83ZM89 125H90V124H89ZM135 125H136V124H135ZM155 125H156V124H155ZM168 125H169V124H168ZM242 125H243V124H242ZM242 125L240 124V128L242 127ZM248 125L250 126L251 124H248ZM257 125H258V124H257ZM13 126H14V125H13ZM79 126H80V124H79ZM99 126H100V125H99ZM121 126H122V125H121ZM148 126H149V125H148ZM1 127H2V126H1ZM15 127H17V124H16ZM21 127H24V128H25V125H24V126H21ZM21 127H19V128L21 129ZM32 127H33V126H32ZM37 127H38V125H37V126L35 125L34 128H37ZM59 127H60V125H59ZM81 127H83V126H81ZM84 127H87V124H86ZM101 127H102V123H101ZM103 127H104V126H103ZM103 127H102V128H103ZM106 127H107V126H106ZM126 127H127V126H126ZM136 127H137V126H136ZM152 127H153V126H152ZM160 127H159V128H160ZM162 127H161V128H162ZM166 127H167V124H166ZM245 127H246V126H245ZM13 128H14V127H13ZM27 128H28V126H27ZM69 128H70V126H69ZM134 128H135V126H134ZM134 128L132 127V129H134ZM148 128H149V127H147L146 130H147ZM175 128H176V127H175ZM175 128H174V129H175ZM194 128H195V127H194ZM233 128H234V127H233ZM1 129H6V128H1ZM9 129H10V128H9ZM11 129H12V128H11ZM39 129H40V127L37 129L38 132L40 131ZM71 129H72V128H71ZM71 129H70V130H71ZM74 129H76V128H73V130H74ZM77 129H78V128H77ZM149 129H150V132H153V131H151V128H149ZM154 129H155V128H154ZM157 129H158V128H157ZM157 129H156V130H157ZM186 129H187V128H186ZM188 129H189V128H188ZM241 129H242V128H241ZM245 129H246V128H245ZM13 130H14V129H13ZM15 130H16V129H15ZM17 130H18V129H17ZM21 130H22V129H21ZM28 130H30V129H28ZM35 130H36V129H35ZM63 130H64V126H63ZM70 130H69V131H70ZM81 130L84 131V130H87V129L84 128V129H81ZM81 130H80V129H78L77 131L74 130L73 133L75 134V133L77 132V134H78V132H80ZM139 130H140V129H139ZM152 130H153V128H152ZM178 130H179V129H178ZM178 130H177V131H178ZM184 130H185V129H184ZM229 130H230V129H229ZM52 131H53V130H52ZM172 131H173V130H172ZM181 131H182V130H181ZM230 131H231V130H230ZM242 131H243V130H242ZM242 131H241V132H242ZM3 132H4V131H2L1 133L3 134ZM42 132H43V131H42ZM64 132H65V131H64ZM70 132H71V131H70ZM70 132H69V134H68V135H70V136H68V137H71ZM184 132H185V131H184ZM239 132H240V131H239ZM244 132H245V131H244ZM26 133H28V132H25V134H26ZM39 133H40V132H39ZM44 133H45V132H44ZM80 133H81V132H80ZM85 133H86V131H85ZM129 133H131V132H129ZM178 133H179V132H178ZM246 133H247V132H246ZM19 134H21V133L19 132ZM63 134H64V133H63ZM175 134H176V133H175ZM240 134H241V133H240ZM23 135H24V131H23L21 137H18V138H22V137L24 138L25 135H24V136H23ZM27 135H28V134H27ZM64 135L66 136L67 134H64ZM64 135H63V136H64ZM82 135H84V134H82ZM119 135H120V134H119ZM122 135H123V134H122ZM132 135H133V134H132ZM241 135H242V134H241ZM50 136H51V135H50ZM63 136H62V137H63ZM88 136H89V135H88ZM93 136H94V135H93ZM117 136H118V135H117ZM127 136H128V135H127ZM129 136H130V134H129ZM129 136H128V137H129ZM233 136H234V135H233ZM0 137H1V136H0ZM16 137H17V136H16ZM25 137H26V136H25ZM45 137H47V136H44V135H43V138H42L43 141H41V142H44ZM77 137H79V135H77ZM80 137H81V136H80ZM80 137H79V138H80ZM173 137H174V136H173ZM234 137H235V136H234ZM234 137H233V138H234ZM236 137H237V136H236ZM240 137H241V136H240ZM240 137H239V138H240ZM50 138H51V137H50ZM66 138H67V136H66ZM71 138H73V137H71ZM71 138H68V141H69V139L71 140ZM116 138H117V137H116ZM118 138H120V137H118ZM118 138H117V139H118ZM124 138L126 139V137H124ZM124 138H123V139H124ZM191 138H192V141H193V140H194L193 138H196V137H191ZM39 139H41V138H39ZM57 139H58V138H57ZM57 139H56V140H57ZM0 140H1V139H0ZM32 140H33V139H32ZM46 140H48V139L46 138ZM54 140H55V139H54ZM56 140H55V142H56ZM62 140H63V138H62ZM76 140H77V141L79 140L80 143H81V142L83 143V142L85 141V140H83V137H82L81 139H77V138H76ZM76 140H75L74 142H76ZM82 140H83V141H82ZM149 140H150V139H149ZM237 140H238V137H237ZM237 140L235 139V142H236ZM50 141H51V140H50ZM64 141H65V140H64ZM66 141H67V139H66ZM108 141H109V140H108ZM117 141H118V140H117ZM147 141H148V140H147ZM152 141H153V140H152ZM239 141H240V139H239ZM239 141H238V143H239ZM16 142H17V141H16ZM25 142H26V141H25ZM36 142L38 143L39 141L36 140ZM36 142H35V143H36ZM41 142H40V144H41ZM154 142H155V141H154ZM194 142H195V141H194ZM214 142H216V141H214ZM218 142H220V141H218ZM229 142H230V141H229ZM32 143H33V142H32ZM48 143H49V142H48ZM48 143H47V141H46V142L42 143V144H44V145H42V144H41V145L44 146V147H45V146L47 147L48 145H50V144H48ZM52 143H53V142H52ZM65 143H66V142H64V144H65ZM69 143H70V141H69ZM77 143H78V142H77ZM77 143H76V145H77ZM80 143H79V146H80ZM87 143H88V142H87ZM99 143H100V145L102 144V142H99ZM231 143H232V142H231ZM241 143H242V142H241ZM16 144L18 145V143H16ZM16 144H15V145H16ZM21 144H22V143H21ZM46 144H48V145H46ZM61 144H62V143H61ZM70 144H71V143H70ZM73 144H74V143H73ZM73 144H71V146L74 148ZM83 144H84V143H83ZM83 144H81V147H79V148H81L80 151H81L83 148H84L83 151H86V150H85L86 148H88L87 150H89V147H86V148H85V146H84ZM85 144H86V142H85ZM88 144H89V143H88ZM120 144H121V143H120ZM206 144H207V143H206ZM234 144H235V143H233V147L235 148V145H236V144H235V145H234ZM0 145H1V143H0ZM4 145H5V146H4ZM17 145H16V146H17ZM23 145H24V144H23ZM33 145H34V144H33ZM41 145H40V147H41ZM59 145H60V144H59ZM67 145H69V144H67ZM76 145H75V146H76ZM104 145H105V144H104ZM1 146H2V148H5V147H6V144H2ZM1 146H0V147H1ZM3 146H4V147H3ZM16 146H15V147H16ZM18 146H20V145H18ZM18 146H17V148H18ZM50 146H51V145H50ZM82 146H83V148H82ZM105 146H106V145H105ZM113 146H114V145H113ZM147 146H148V145H147ZM214 146H215V145H214ZM231 146H232V145H231ZM231 146H229L230 150H231ZM36 147H39V145L37 146V144H36ZM48 147H49V146H48ZM48 147H47V149H48V150H51V149H52L51 151H52V153H53V152H54V151H53V149H54L53 146H52V148H48ZM54 147L56 148V146H54ZM60 147H61V146H60ZM64 147H65V146H64ZM67 147H68V150H69V149H70V148H69L70 145L67 146ZM135 147H136V146H135ZM142 147H146V146H143V145H142ZM233 147H232V148H233ZM240 147H241V145H240ZM248 147H250L251 149H254V148H255V147L253 146V144H248ZM2 148H1V149H2ZM17 148H14V149L16 150ZM77 148H78V146H77ZM101 148H102V146H101ZM111 148L113 149V147H111ZM221 148H222V147H221ZM1 149H0V151L2 152ZM19 149L22 150V148H19ZM19 149H18V150H19ZM33 149H35V148L33 147ZM36 149H37V151L40 150L39 148H36ZM47 149H46V150H47ZM57 149L59 150L58 152L61 151L59 148H57ZM62 149H63V148H62ZM74 149H75V148H74ZM98 149H99V146H98ZM106 149H107V147H106ZM106 149H105V150H106ZM115 149H116V148H115ZM130 149H131V148H130ZM146 149H147V148H146ZM15 150H14V151H15ZM43 150L46 151L45 148H43ZM72 150H73V149H72ZM72 150H69V151H66V152H69V153H70ZM99 150H101V149H99ZM137 150H139V151H138V153H139L140 150H142V149H140V148L138 149V148H137ZM137 150H136V148H135V153H134V150H133V153H134L135 155H137V153H136ZM230 150H229V151H230ZM8 151H9V149L6 151V148H5V150H3V152L0 153V154H4V153H5L6 156H7V155H8V154H7ZM14 151H13V152H14ZM40 151H41V150H40ZM40 151H39V152H40ZM55 151H57V150L55 149ZM74 151H75V150H74ZM97 151H98V150L96 149V153H95V154H98V153L100 152V151H98V153H97ZM116 151H117V150H116ZM125 151H127V150H125ZM225 151H226V150H225ZM255 151L261 153L262 155H264V153L261 152V151H264V150H259V151H258V150L255 149ZM33 152H35V150H34ZM58 152H57V153H58ZM101 152H102V151H101ZM101 152H100V153H101ZM103 152H104V151H103ZM223 152H224V151H223ZM14 153H15V152H14ZM14 153H13V154H14ZM17 153H18V152H17V150H16V155H17V156H16V157H13V158H18V154H17ZM22 153H23V152H22ZM35 153H36V152H35ZM35 153H34V154H35ZM52 153L50 152V154H49V151H47V154L45 153V155H46V156H45V159H47L46 157H49V156L52 157V156H51ZM57 153H56V154H57ZM82 153H83V152H82ZM104 153H105V152H104ZM109 153H111V151H110ZM147 153H148V152H147ZM185 153H186V152H185ZM229 153H230V152H229ZM5 154H4V155H5ZM23 154H24V153H23ZM23 154H22V155H23ZM34 154H33V155H34ZM48 154H49V155H48ZM56 154H55V155L53 154V155L56 156ZM59 154H62V153H58L57 155H59ZM66 154H68V153H66ZM75 154H76V153H75ZM84 154H85V152H84ZM101 154H102V153H101ZM105 154H106V153H105ZM105 154H103V155H105ZM107 154H108V153H107ZM130 154H131V152H130ZM139 154H140V153H139ZM139 154H138V155H139ZM144 154H146V152H145ZM11 155H12V153L10 154V156H11ZM14 155H15V154H14ZM36 155H37V154H36ZM36 155H35V156H36ZM47 155H48V156H47ZM70 155H72V152H71ZM116 155H117V154H116ZM118 155H119V154H118ZM220 155H221V154H220ZM1 156H2V155H1ZM10 156L8 155L9 159L11 158ZM23 156H24V155H23ZM40 156H43V154L41 153ZM61 156H62V155H61ZM68 156H69V155H68ZM68 156H67V155H64V157H66V158H67ZM100 156H101V155H100ZM108 156H110V154H108ZM114 156H115V155H114ZM8 157H7V158H8ZM24 157H25V156H24ZM24 157H23V160H25ZM38 157H39V156H38ZM59 157H60V156H57V158H59ZM82 157H83V156H82ZM84 157H85V156H84ZM95 157H96V156H95ZM97 157H98V156H97ZM115 157H117V156H115ZM165 157H166V156H165ZM20 158L22 159L21 156H20ZM57 158H55V159H57ZM66 158H65V159H66ZM68 158H69V157H68ZM68 158H67V159H68ZM70 158H71V157H70ZM117 158H118V157H117ZM140 158H141V155H140ZM214 158H215V157H214ZM224 158H226V156H224ZM9 159H8V160H9ZM11 159H12V158H11ZM67 159H66V161H67ZM104 159H105V158H104ZM226 159H227V158H226ZM247 159H248V158H247ZM6 160H7V159H6ZM14 160H15V159H14ZM23 160H20V162H18V163L22 164V163L24 162ZM43 160H44V159H43ZM52 160H53V159H52ZM114 160H115V158H114ZM114 160H113V162H114ZM128 160H129V159H128ZM0 161H1V158H0ZM2 161H3V160H2ZM12 161H13V159L10 160L9 163L11 164ZM18 161H19V159H18ZM21 161H22V163H21ZM58 161H59V160L57 159V160L55 161L56 163H53V162H49V160H46V162H49L50 164L52 163V164H51V167H52V165H54V164H56V165H54V167L57 166ZM68 161L71 162V160H68ZM68 161H67V162H68ZM72 161H73V163H76L74 160H72ZM117 161H118V160H117ZM138 161H139V160H138ZM14 162H15V161H14ZM14 162H12V164L10 165L11 167L13 166V163H14ZM44 162H45V161H44ZM67 162H65L66 164H64V165H66V167L69 169V168L71 167L72 164H71V165L69 164L70 167H68V166H67ZM70 162H69V163H70ZM16 163H17V160H16V162H15L14 164L17 165L18 163H17V164H16ZM59 163H61V162H59ZM71 163H72V162H71ZM81 163H82V162H81ZM81 163H80V166H81ZM84 163H86V160L84 161ZM109 163H110V162H109ZM139 163H141V162H139ZM23 164H24V163H23ZM78 164H79V162H78ZM82 164H83V163H82ZM96 164H97V163H96ZM106 164H107V163H106ZM3 165H5L4 162H3ZM3 165H2V166H3ZM15 165H14V166H15ZM18 165H19V164H18ZM26 165H27V164H26ZM28 165H29V164H28ZM34 165H35V164H34ZM44 165H45V167L48 166V164H44ZM44 165L41 167L42 169H44V168H43ZM46 165H47V166H46ZM10 166H8V167H10ZM14 166H13V167H14ZM29 166H30V165H29ZM76 166H77V165H76ZM83 166H85V165H83ZM131 166H132V165H131ZM175 166H176V165H175ZM20 167H21L20 169H22V168L24 167V165H23V166L21 165ZM32 167H33V166H32ZM48 167H50V166H48ZM48 167L45 168V169H48ZM58 167H59V166H58ZM165 167H166V166H165ZM231 167H232V166H231ZM16 168H17V166H16ZM25 168H26V167H24V169H25ZM52 168H53V167H52ZM55 168H56V167H55ZM79 168H80V167H79ZM208 168H209V167H208ZM7 169H8V168H7ZM18 169H19V167H18ZM39 169H40V167H39ZM53 169H54V168H53ZM56 169H58V168H56ZM61 169H62V168H61ZM72 169H73V168H70V169H69L70 172H71ZM76 169H77V168H76ZM205 169H206V168H205ZM253 169H254V168H253ZM8 170H10V168H9ZM13 170H14V169H13ZM22 170H23V169H22ZM22 170H21V171H22ZM27 170H28V169H27ZM37 170H38V169H37ZM40 170H41V169H40ZM62 170H63V169H62ZM62 170L59 171V169H58V171H59L60 173H62V172H61ZM80 170H81V169H80ZM127 170H128V169H127ZM127 170H125L124 172H125V173H128V172H126ZM129 170L133 171V168H132V169H129ZM173 170H174V169H173ZM232 170H233V169H232ZM14 171H15V170H14ZM14 171H13V172H14ZM31 171H32V170H31ZM41 171H42V170H41ZM43 171H45V170H43ZM67 171H68V170H66V172H65V171H64V172H65V173H68ZM73 171H74V169H73ZM120 171H121V170H120ZM174 171L176 172V175H179V174H180V172H178L177 170H174ZM174 171H173V172H174ZM24 172H26V173H22V172H21L22 174H20V175H19V173H20V172H19V173H18L19 176H18V175H17V176H14L13 174H16V173H13V174H12V175H13L12 177H15V178H14V179L12 178V179H9V180H12L11 182H13V180H14V182H15L16 184L21 183V178H23V177L28 178L27 176H28L29 173H30V172L27 173V171H24ZM33 172L35 173L34 170H33ZM39 172H40V171H39ZM122 172H123V171H122ZM124 172H123V173H124ZM6 173H7V172H6ZM8 173H9V171H8ZM107 173H108V172H107ZM123 173H121V174H123ZM125 173H124V174H125ZM136 173H137V172H136ZM222 173H223V172H222ZM244 173L246 174V177H247V178H250L251 180H253V176L249 174L250 172H249L248 170H244ZM10 174H11V173H10ZM31 174H32V172H31ZM37 174H38V171H37ZM58 174H59V173H58ZM76 174H77V173H76ZM76 174H75V175H76ZM79 174H80V173H79ZM85 174H86V173H85ZM85 174L83 173L82 175L85 177ZM173 174L175 175V173H173ZM220 174H221V172H220ZM256 174H257V173H256ZM6 175H7V174H6ZM39 175H40V174H39ZM44 175H45V173H44ZM115 175H116V174H115ZM1 176H4V174H1ZM8 176H9V175H8ZM83 176H82V178H83ZM4 177H5V176H4ZM31 177H32V176H30V178H31ZM33 177H34V176H33ZM44 177H45V176H44ZM118 177H119V176H118ZM151 177H152V176H151ZM8 178H9V177H8ZM30 178H29V179H30ZM45 178H46V177H45ZM48 178H49V177H48ZM61 178H63V177H60V179H61ZM76 178H77V176H76ZM82 178H80V179L77 178V181L81 180ZM179 178H180V177H179ZM198 178H199V177H198ZM31 179H32V178H31ZM35 179H37V177H36ZM57 179H59V178H57ZM63 179H64V178H63ZM84 179H85V178H84ZM94 179H96V178H94ZM139 179H140V178H139ZM149 179H151V178H149ZM40 180L42 181V179H40ZM40 180H39V181H40ZM43 180H44V179H43ZM101 180H102V179H101ZM31 181H33V180H31ZM55 181L58 182V180H56V179H55ZM75 181H76V180H75ZM77 181H76V182H77ZM82 181H83V180H82ZM256 181H257V179L254 180V183H255ZM14 182H13V183H14ZM23 182H24V181H23ZM26 182H28V180H27ZM43 182H44V181H43ZM118 182H119V181H118ZM118 182H116V183H118ZM121 182H122V180H121ZM251 182H253V181H251ZM28 183H30V180H29ZM40 183H41V187H42V182H40ZM45 183H46V182H45ZM45 183H44V184H45ZM79 183H80V182H79ZM81 183H82V182H81ZM137 183H138V182H137ZM9 184H10V185H13V184L10 183V182H9ZM16 184H15V186H17V187H16L17 189L21 188L20 184H19L20 187H19L18 185H16ZM31 184H33V183L31 182ZM82 184H83V183H82ZM142 184H143V183H142ZM250 184H251V183H250ZM255 184H256V183H255ZM1 185H2V184H1ZM1 185H0V190L2 191V189H1ZM28 185H29V184H28ZM28 185H26V187H30V188H31V185H30V186H28ZM34 185H35V184H34ZM39 185H40V184H39ZM45 185H47V183H46ZM66 185H67V184H66ZM6 186H8V185H5V187H6ZM15 186L13 185V187H15ZM23 186H24V185H23ZM37 186H38V185H37ZM60 186H61V185H60ZM72 186H74V185H72ZM84 186H85V185H84ZM105 186H106V184H105ZM123 186H124V185H123ZM26 187H25V188H26ZM41 187H39V188H40L41 192L43 193V190L45 189V188H44L45 186L42 187V188H41ZM48 187H49V186H48ZM51 187H52V186H51ZM56 187H57V186H56ZM58 187H59V186H58ZM66 187H67V186H66ZM106 187H107V186H106ZM130 187H131V186H130ZM3 188H4V187H3ZM8 188H9V187H8ZM30 188H29V189H30ZM32 188H33V187H32ZM49 188H50V187H49ZM197 188H199V187H197ZM200 188H201V187H200ZM11 189H12V188H11ZM52 189H55V187H52ZM64 189H65V188H64ZM98 189H99V188H98ZM8 190H9V189H7V191H8ZM23 190H24V189H23ZM30 190H31V189H30ZM107 190H108V189H107ZM199 190H200V189H199ZM5 191H6V190H5ZM5 191H2V192H1L2 195H4V194L6 193ZM44 191H45V190H44ZM49 191H50V189H49ZM60 191H61V190H60ZM4 192H5V193H4ZM18 192H19V191H18ZM30 192H31V191H30ZM41 192H40V193H41ZM57 192H59V190H58ZM103 192H104V191H103ZM103 192H102V193H103ZM201 192H203V191L201 190ZM20 193H22V189H21V192H19L17 195H21ZM37 193H39V192H37ZM52 193H53V192H52ZM81 193H82V192H81ZM104 193H105V192H104ZM104 193H103V194H104ZM115 193H116V192H115ZM115 193H114V194H115ZM204 193H205V192H204ZM207 193H208V192H207ZM247 193H248V191H247ZM250 193H251V192H250ZM76 194H77V193H76ZM140 194H141V193H140ZM140 194H138V195H140ZM149 194H150V193H149ZM244 194H246V193H244ZM48 195H50V194H48ZM55 195H56V194H55ZM97 195H101V194H99V192H98ZM133 195H134V194H133ZM204 195H206V194H204ZM210 195H211V194H210ZM255 195H256V194H255ZM22 196H23V195H22ZM39 196H40V194H39ZM52 196H53L54 198H56L53 194H52ZM52 196H51V197H52ZM216 196H217V194H216ZM236 196H237V195H236ZM246 196H248V195L246 194ZM5 197H6V195H5ZM5 197H4V198L2 197V198H3V199H7V200L9 199V198H7V197L5 198ZM15 197H16V196L13 195V198H15ZM19 197H20V196H19ZM26 197H27V196H26ZM37 197H38V196H37ZM51 197H49V198H51ZM80 197H81V196H80ZM109 197H110V196H109ZM237 197H238V196H237ZM256 197H257V196H256ZM16 198H17V197H16ZM20 198H22V197H20ZM49 198H48V199H49ZM86 198H87V197H86ZM98 198H99V197H98ZM102 198L105 199L104 196H103ZM199 198L201 199V201L205 200V198H203V195H202V194H200V197H199ZM210 198H211V197H210ZM260 198H261V197H260ZM0 199H1V196H0ZM3 199H2V200H3ZM27 199H29V197H27ZM33 199H34V198H33ZM33 199H32V201H33ZM39 199H40V197H39ZM61 199H62V197H61ZM94 199H95V198H94ZM99 199H100V198H99ZM133 199H134V198H133ZM135 199H136V198H135ZM30 200H31V199H30ZM43 200H44V199H43ZM54 200L56 201V199H54ZM54 200H53V203L55 202ZM81 200H82V199H81ZM88 200H89V198H88ZM92 200H93V199H92ZM100 200H101V199H100ZM100 200H99V201H100ZM106 200H107V198H106L105 200H103L104 203L106 202ZM130 200H131V199H130ZM240 200H241V199H240ZM255 200H256V199H255ZM5 201H6V200H4L3 203H5ZM34 201L36 202V201H38V199H36V200H34ZM39 201H40V200H39ZM39 201H38V202H39ZM101 201H102V200H101ZM107 201H108V200H107ZM132 201H133V200H132ZM237 201H238V200H237ZM0 202H2V201H0ZM35 202H34V203H35ZM45 202H46V201H45ZM86 202H87V201H86ZM204 202L206 203V201H204ZM238 202H239V201H238ZM238 202H237V203H238ZM7 203H8V202H7ZM31 203H33V202H31ZM89 203H90V202H89ZM233 203H234V202H233ZM81 204H82V203H81ZM94 204H95V202H94ZM97 204H98V203H97ZM99 204H100V203H99ZM140 204H141V203H140ZM24 205H25V204H24ZM105 205H106V204H105ZM116 205H117V204H116ZM232 205L234 206V204H232ZM259 205H261V204H259ZM35 206H36V204H35ZM60 206H61V205H60ZM60 206H59V209H60ZM83 206H85L83 209H86V208H87L86 211H88V207H86L85 204H84ZM88 206H90V205L88 204ZM95 206H96V205H95ZM100 206H101V205H100ZM130 206H131V205H130ZM143 206H144V205H143ZM20 207H21V206H20ZM29 207H30V205H29ZM31 207H32V205H31ZM31 207H30V208H31ZM50 207H51V205H50ZM76 207H77V206H76ZM78 207H79V206H78ZM105 207H106V206H105ZM145 207H146V205H145ZM153 207H155V206H153ZM204 207L207 208L208 205L206 204V206L204 205ZM235 207H237V206H235ZM53 208H54V207H53ZM53 208H52V209H53ZM62 208H63V206H62ZM91 208H92V207H91ZM96 208H97V207H96ZM96 208H95V209H96ZM103 208H104V206H103ZM103 208H100V207H99L100 210L103 209ZM160 208H161V207H160ZM237 208H238V207H237ZM10 209H11V208H10ZM15 209H19V211H20V208H19V207L15 208ZM15 209H14V210H15ZM22 209H23V207H22ZM28 209H29V208H28ZM49 209H50V208H49ZM56 209H57V211H59L58 206H57ZM106 209H107V208H106ZM116 209H117V206H116ZM140 209H142V206H140ZM150 209H151V208H150ZM153 209H154V208H153ZM180 209H181V208H180ZM239 209H240V207H239ZM12 210H13V209H12ZM53 210H54V209H53ZM74 210H75V209H74ZM81 210H82V209H81ZM97 210H98V209H97ZM111 210H112V208H111ZM3 211H4V210H3ZM15 211H18V210H15ZM43 211H44V210H43ZM83 211H84V210H83ZM113 211H114V210H112V212L110 213V215L113 213ZM136 211H137V210H136ZM241 211H242V210H241ZM241 211H240V212H241ZM11 212H12V211H11ZM23 212H25V211H23ZM23 212H22V213H23ZM60 212H61V211H60ZM75 212H76V211H75ZM75 212H74V213H75ZM88 212H91V210L88 211ZM98 212H99V211H98ZM146 212H148V211L146 210ZM14 213H15V212H14ZM14 213H11L10 215H12V214H14ZM17 213H18V212H17ZM20 213H21V212H20ZM80 213H81V212H80ZM104 213H105V211H104ZM15 214H16V213H15ZM23 214H24V213H23ZM52 214H53V213H52ZM71 214H72V212H71ZM94 214H95V213H94ZM97 214H98V213H97ZM101 214H103L102 211H101ZM210 214L214 215V212H213V213H210ZM17 215H18V214H17ZM69 215H70V214H69ZM69 215H68V216H69ZM73 215H75V214H73ZM85 215H86V214H85ZM110 215H109V217H110ZM236 215L238 216V213H237ZM18 216H19V215H18ZM18 216H17V217H18ZM46 216H47V215H46ZM57 216H58V215H57ZM103 216H104V218H105L106 214H105V215L103 214ZM107 216H108V215H107ZM10 217L12 218V216H10ZM10 217H9V218H10ZM13 217H15V215H14ZM75 217H76V215H75ZM95 217H96V216H95ZM95 217H93V218L95 219ZM97 217H98V216H97ZM144 217H146V216H144ZM233 217H235V215H234ZM11 218H10V219H11ZM15 218H16V217H15ZM34 218H35V217H34ZM56 218H57V217H56ZM72 218H73V217H72ZM93 218H92V220H93ZM100 218H103L102 215H101ZM3 219H7V216H6V218H3ZM10 219H9V220H10ZM54 219H55V218H54ZM78 219H79V216H78ZM142 219H143V218H142ZM232 219H233V218H232ZM232 219H230V220H232ZM11 220H12V219H11ZM34 220H35V219H34ZM34 220H33V221H34ZM55 220H57V219H55ZM63 220H64V219H63ZM72 220H73V219H72ZM81 220H82V219H81ZM107 220H109V219H107ZM107 220H106V221H107ZM170 220H171V219H170ZM4 221L7 222V220H4ZM14 221H15V220H14ZM33 221H32L33 224L36 223L35 221H34V222H33ZM45 221H46V219H45ZM96 221H98V220H96ZM173 221H174V220H173ZM246 221H247V218H246ZM251 221H252V220H251ZM2 222H3V220H2ZM6 222H5V223H6ZM70 222H71V221H70ZM72 222H73V221H72ZM77 222H78V221H77ZM81 222H82V221H81ZM81 222H80V223H81ZM85 222H86V221H85ZM110 222H111V221H110ZM110 222H108V225H110V224H109ZM146 222H147V221H146ZM0 223H1V221H0ZM3 223H4V222H3ZM7 223H8V222H7ZM13 223H14V222H13ZM22 223H23V222H22ZM49 223H50V222H49ZM86 223H87V222H86ZM86 223H85V224H86ZM106 223H107V222H106ZM112 223H113V222H112ZM260 223H261V222H260ZM42 224H43V223H42ZM42 224H41V225H42ZM73 224H74V222H73ZM92 224H94V222H93ZM100 224H101V223H99V224L97 223V225H100ZM103 224H104V223H103ZM134 224H135V223H134ZM137 224H138V222H137ZM27 225H28V224H27ZM30 225H31V224H30ZM35 225H36V224H35ZM56 225H57V224H56ZM74 225H75V224H74ZM77 225H78V224H77ZM95 225H96V224H95ZM108 225L106 224V226H104V227H107ZM117 225H118V224H117ZM138 225H139V224H138ZM11 226H12V225H11ZM33 226H34V225H33ZM42 226H43V225H42ZM83 226H85V225H83ZM83 226H82V227H83ZM101 226H102V225H100V228H101ZM113 226H114V225H113ZM132 226H133V225H132ZM1 227H2V226H1ZM21 227H22V226H20V228H21ZM28 227H29V226H28ZM28 227H26L27 230H25V232H26V231L28 232V230H29ZM43 227H45V226H43ZM51 227H52V226H51ZM98 227H99V226H98ZM201 227H202V226H201ZM259 227H260V226H259ZM2 228H3V227H2ZM18 228H19V225H18ZM47 228H48V226H47ZM262 228H263V227H262ZM38 229H39V228H38ZM82 229H83V228H82ZM247 229H248V228H247ZM253 229H254V228H253ZM258 229H259V228H258ZM0 230H1V229H0ZM22 230L24 231L23 227H22ZM22 230H21V231H22ZM32 230H33V229H32ZM39 230H40V229H39ZM52 230H53V229L51 228L49 231H51V232L53 233L52 237L54 238L55 236H54V232H53ZM136 230H137V228H136ZM158 230H159V229H158ZM239 230H241V229H239ZM260 230H261V228H260ZM126 231H127V230H125V232H126ZM261 231H263V229H262ZM25 232H24V233H25ZM27 232H26V233H27ZM39 232H40V231H39ZM74 232H76V231H74ZM123 232H124V231H123ZM145 232H147V231H145ZM183 232H184V231H183ZM242 232H243V231H242ZM259 232H260V231H258V233H259ZM263 232H264V231H263ZM15 233H17V232L15 231ZM15 233H14V234H15ZM19 233H20V232H19ZM46 233H47V231H46ZM46 233H45V234H46ZM48 233H49V236H50L51 233H50V232H48ZM93 233H94V232H93ZM160 233H161V232H160ZM240 233H241V232H240ZM56 234H57V233H56ZM58 234H59V233H58ZM58 234H57V235H58ZM124 234H125V233H124ZM126 234H127V233H126ZM126 234H125L124 236H126ZM243 234H245V233H243ZM22 235H24V236H25V235H28V236H29V235H30V230H29V234H22ZM31 235H32V234H31ZM173 235H174V234H173ZM199 235H200V234H199ZM247 235H248V234H247ZM258 235H259L258 237H260V233H259ZM14 236H15V235H14ZM16 236H17V235H16ZM18 236H20V239H23V237H24V236L21 237V235H19V234H18ZM28 236H27V237H28ZM93 236H94V234H93ZM95 236H97L96 233H95ZM95 236H94V238H95ZM121 236H122V235H121ZM121 236H120V237H121ZM127 236H128V235H127ZM249 236H250V235H249ZM9 237H11V236H9ZM12 237H13V236H12ZM45 237H46V236H45ZM52 237L50 236L49 239H51ZM58 237H59V236H58ZM120 237H119V238H120ZM155 237H156V236H155ZM175 237H177V236H175ZM15 238H16V239H14V240L12 239V240H13V243H15V245H16V244H19V243H17L19 240L17 239V237H15ZM31 238H32V236H31ZM31 238H28V239H31ZM73 238H74V236H73ZM99 238H100V237H99ZM107 238H108V237H107ZM127 238L129 239V238H131V237H126V238H124V239H126V242H127ZM156 238H157V237H156ZM245 238H246V237H245ZM248 238H249V237H248ZM248 238H247V239H248ZM10 239H11V238H10ZM36 239H37V238H36ZM97 239H98V238H97ZM97 239L95 240V243L98 241ZM122 239H123V238H122ZM122 239H121V240H122ZM151 239H152V238H151ZM259 239H260V238H259ZM12 240H11V241H12ZM15 240H18V241L14 242ZM23 240H24V239H23ZM41 240H42V239H41ZM51 240H53V239H51ZM74 240H75V239H74ZM117 240H119V239H117ZM129 240H130V239H129ZM207 240H208V239H207ZM243 240H244V239H243ZM6 241H7V240H6ZM11 241H10V242H11ZM20 241H21V240H20ZM28 241H30V240H28ZM47 241H48V240H47ZM47 241H46V242H47ZM53 241H54V240H53ZM102 241H103V240H102ZM107 241H108V239H107ZM233 241H234V240H233ZM233 241H232V242H233ZM248 241H249V240H248ZM3 242H4V241H3ZM8 242H9V241H8ZM8 242H7V243H8ZM24 242H25V240H24ZM51 242H52V241H51ZM54 242H55V241H54ZM56 242H57V240H56ZM86 242H87V241H86ZM111 242H115V241H111ZM132 242H134V240H133ZM234 242H235V241H234ZM249 242H250V241H249ZM256 242H257V241H256ZM11 243H12V242H11ZM60 243H61V242H60ZM62 243H63V242H62ZM98 243H100V242L98 241ZM105 243H106V242H105ZM122 243H125L124 240L122 241ZM170 243H173V242H170ZM189 243H190V241H189ZM201 243H202V242H201ZM219 243H220V242H219ZM237 243H238V242H237ZM9 244H10V243H9ZM255 244H256L255 246H256V248H257V247H258V246H257V243H255ZM263 244H264V243H263ZM10 245H11V244H10ZM54 245H55V244H54ZM99 245H102V244H99ZM110 245H111V244H110ZM130 245H132V244H130ZM133 245H134V247H135L136 244L134 243ZM233 245H234V244H233ZM233 245H232V246H233ZM236 245H237V244H236ZM260 245H261V244H260ZM8 246H9V245H8ZM19 246H20V245H19ZM55 246H56V245H55ZM106 246H107V244H106ZM139 246H140V245H139ZM234 246H235V245H234ZM243 246H244V245H243ZM12 247H14V249H15V247H17V246H14V244H12ZM102 247H103V245H102ZM112 247H113V246H112ZM117 247L120 248V246H117ZM168 247H169V246H168ZM229 247H230V246H229ZM229 247H228V249H229ZM236 247H237V246H236ZM23 248H24V247H23ZM32 248H33V247H32ZM34 248H35V247H34ZM43 248H44V247H43ZM43 248H40V250L43 251V250H42ZM99 248H100V246H99ZM122 248H123V247H122ZM140 248H141V246H140ZM190 248H191V247H190ZM230 248H232V247H230ZM241 248H242V247H241ZM241 248H240V250H241ZM243 248H244V247H243ZM243 248H242V250H243ZM258 248H260V247H258ZM262 248H263V247H262ZM4 249H5V248H4ZM14 249H13V250H14ZM47 249H48V248H47ZM47 249H46V250H47ZM96 249H97V248H96ZM96 249H94V250H96ZM101 249H103V248H101ZM138 249H139V248H138ZM166 249H167V248H166ZM176 249H177V248H176ZM233 249H234V248H233ZM236 249H237V248H235L234 250H236ZM254 249H255V247H254ZM263 249H264V248H263ZM1 250H3V249H1ZM17 250H18V249H15V252H17ZM20 250H23V251H24V249H22L21 247H20ZM36 250H37V249H36ZM46 250H45V252H46ZM62 250H63V249H62ZM89 250H90V249H89ZM94 250H93V251H94ZM120 250H121V249H119V254H120V256H121V259H123L124 252H123V253H120ZM146 250H147V249H146ZM193 250H194V249H193ZM230 250H231V249H229V251H230ZM238 250H239V249H238ZM246 250H247V249H246ZM251 250H253V249H251ZM255 250H257V249H255ZM34 251H35V250H34ZM47 251H48V250H47ZM115 251H118V248H117V250H115ZM128 251H130V250H128ZM143 251H145V250H144V249L141 250V255H143V256L145 257V258L143 257V258H144V261H146V260L149 261V259H146L147 255L145 256L144 253H142ZM149 251H150V250H149ZM195 251H197V248H195ZM0 252L2 253V251H0ZM6 252H7V251H6ZM6 252H5L6 255H5L4 258H6V256H7V253H6ZM15 252H14V253H15ZM19 252H20V251H19ZM39 252H40V251H38V253H37V254H39L38 256H40V253H39ZM70 252H71V251H70ZM100 252H101V251H100ZM151 252H152V251H151ZM151 252H150V253H151ZM220 252H221V251H220ZM220 252H218V253H220ZM230 252H231V251H230ZM239 252H240V251H239ZM242 252H243V251H242ZM253 252H254V250H253ZM259 252H260V251H259ZM261 252H262V249H261ZM1 253H0V257H1ZM24 253H25V251H24ZM50 253H51V252H50ZM66 253H67V251H66ZM177 253H178V252H177ZM194 253H195V252H194ZM245 253H246V251L244 252V255L246 256L247 253H246V254H245ZM18 254H19V253H18ZM64 254H65V253H64ZM68 254H69V253H68ZM102 254H104V252H103ZM121 254H123V255H121ZM250 254H252V251L250 252ZM250 254H249V255H250ZM256 254H257V253H256ZM256 254L254 253V255H256ZM258 254H259V253H258ZM2 255H3V253H2ZM12 255H13V254H11V256H12ZM22 255H23V254H22ZM22 255H21V259H22V260H21V259H20V260H21V262L23 263V260L25 261L26 258L23 259ZM30 255H31V254H30ZM46 255H47V254H46ZM49 255H50V254H49ZM65 255H67V254H65ZM115 255H116V254H115ZM133 255H134V254H133ZM198 255H199V254H198ZM201 255H202V254H201ZM219 255H220V254H219ZM233 255H234V254H233ZM233 255H232V256H233ZM235 255H236V258H237V255H238L237 251H236V254H235ZM239 255H240V254H239ZM241 255H243V254H241ZM241 255H240V256H241ZM244 255H243V256H244ZM249 255H248V256H249ZM3 256H4V255H3ZM17 256H18V255H17ZM23 256H24V255H23ZM34 256H35V255H34ZM69 256H70V255H69ZM73 256H74V255H73ZM116 256H118V255H116ZM120 256H119V258L117 257L119 260H120ZM138 256H139V255H137V257H138ZM191 256H192V255H191ZM248 256H247V257H248ZM7 257H8V256H7ZM24 257H25V256H24ZM71 257H72V256H71ZM99 257H100V256H99ZM113 257H114V256H113ZM226 257H227V256H226ZM247 257H245V258H247ZM256 257H257V256H256ZM258 257H262V254H261V256H260V254H259ZM2 258H3V257H2ZM2 258H1V259H2ZM4 258H3V260H4ZM12 258H13V257H12ZM12 258H11V260H12ZM19 258H20V257H19ZM47 258H48V257H47ZM111 258H112V257H111ZM166 258H168V257L166 256ZM208 258H209V257H208ZM212 258H213V257H212ZM219 258H220V257H219ZM227 258H228V257H227ZM234 258H235V257H233V259H234ZM236 258H235V259H236ZM242 258H243V257H242ZM1 259H0V260H1ZM6 259H7V258H6ZM9 259H10V258H9ZM38 259H39V258H38ZM45 259H46V257H45ZM145 259H146V260H145ZM229 259H230V258H229ZM231 259H232V258H231ZM260 259H261V258H260ZM7 260H8V259H7ZM11 260H9L10 263H11ZM112 260H113V259H112ZM112 260H111V261H112ZM114 260H115V259H114ZM116 260H117V259H116ZM140 260H141V259H140ZM207 260H208V259H207ZM210 260H213V259H210ZM245 260H246V259H245ZM245 260H244V261H245ZM255 260L258 261V259H255ZM263 260H264V257H263ZM17 261H18V260H17ZM27 261H28V260L26 259V262H27ZM111 261H110V262H111ZM147 261H146L145 263H147ZM192 261H193V260H192ZM194 261H195V259H194ZM196 261H197V260H196ZM218 261H220V260L218 259ZM224 261H225V259H224L223 261H221V262H224ZM226 261H227V260H226ZM228 261H229V260H228ZM230 261H233V260H230ZM238 261H239V260H238ZM241 261L243 262V260H241ZM250 261H251V260H250ZM253 261H254V260H253ZM1 262H2V261H1ZM1 262H0V263H1ZM18 262H19V261H18ZM46 262H47V261H46ZM48 262H50V261L48 260ZM98 262H99V261H97V263H98ZM135 262H137V261H135ZM170 262H171V261H170ZM176 262H177V261H176ZM184 262H185V261H184ZM189 262L191 263V261H189ZM200 262H201V261H200ZM221 262H220V264H221ZM258 262H259V261H258ZM258 262H257V263H258ZM262 262H264V261H262ZM262 262L260 261V263H258V264H262ZM6 263H8V262L5 261L4 264H6ZM24 263H25V262H24ZM50 263H51V262H50ZM50 263H49V264H50ZM99 263H100V262H99ZM113 263H114V262H113ZM142 263H143V261H142ZM211 263H212V262H211ZM245 263H246V261H245ZM245 263H244V264H245ZM250 263H251V262H250ZM1 264H3V263H1ZM26 264H29V261H28ZM47 264H48V263H47ZM52 264H54V261H53ZM93 264H95V263H93ZM110 264H112V262H111ZM186 264H187V263H186ZM192 264H193V263H192ZM195 264H196V263H195ZM213 264H217V262H215V263H213ZM218 264H219V263H218ZM223 264H226V262H224ZM237 264H238V263H237ZM241 264H242V263H241Z\"/></svg>",
    "mask_w": 264,
    "mask_h": 264
}]
</instances>
